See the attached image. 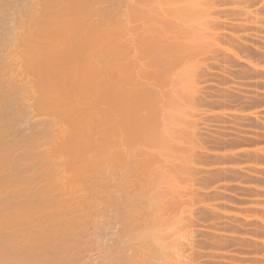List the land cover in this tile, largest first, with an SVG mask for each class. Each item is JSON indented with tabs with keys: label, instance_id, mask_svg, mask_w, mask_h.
I'll return each mask as SVG.
<instances>
[{
	"label": "bare ground",
	"instance_id": "obj_1",
	"mask_svg": "<svg viewBox=\"0 0 264 264\" xmlns=\"http://www.w3.org/2000/svg\"><path fill=\"white\" fill-rule=\"evenodd\" d=\"M6 1H5V3H4V1H2L0 3V9L3 8L2 6H5V4H7ZM37 1H31V3H30V1H24V2L22 1V4L25 3L22 6L23 7H25V5L27 6L24 9L22 7H20V5H21L20 2H19L20 5L16 6V7H20V11L22 9L25 10L27 12L26 13L27 16L24 13L25 11L24 12L23 11H21V12L19 11L18 12V11H16V9H18V8L15 9L14 12H16V15H17V13H19L18 16H21L22 17V14H23L24 18H23V20L21 19V21H23V22H20L21 24L19 22H16V24H13L14 26L15 25L16 26H19L21 29L15 26L16 29L13 28L14 31L16 30L15 32H18V31L19 32L18 33H15V34H12L14 32H12V30L10 31L11 32V35H12V36L9 37L10 40H11V42L10 41L9 42L6 41V39L8 38L7 36L9 35L8 33H6V34L0 33L1 37H4L5 35L8 34L6 36V38H1V41H0L1 48H0V50L2 49V46H3L4 49L6 48V46L7 47L10 46V47H8L10 49H11L12 46H14V47L20 46L16 50H19L21 48L20 49L21 51L23 49L26 52L28 51V55H27V53L24 50L22 51V53L23 52L24 53L21 55L20 53H17L18 51H13V47H12L13 53L16 52L17 54H20L21 55V56H18V57H16V55H15L13 57V55L9 53V56L11 58L13 57L12 59L10 57H8V55L5 56V54H7V53H4L5 50H4V52H3V50L0 52L1 53L0 54V74H1L0 77L1 78L3 77V80L6 77V82H8V83L11 82V85H12V83L14 81L19 82V83H13V84H15V86L17 84L16 89L13 90L12 89L13 87H10L11 85L9 86L8 83H4L5 80L3 81L0 78V80L3 81V82L1 81L0 84L1 85L3 83H4L3 85L8 84V85H5V87H7V88L10 89V90L6 89L7 91L5 90L3 92L0 91V104L3 105V106L10 104L11 101L8 100V99L10 98L12 100L11 96L14 94V92L16 93V91H19V93L17 92L16 95H15V97L17 98V97H20L21 96L20 95V92L24 88V87L22 88L23 84L26 81H29V80H23L22 77H24V79L27 78L24 75H26V74H30L31 75L32 73L34 74V75L32 74V76L37 75V79L35 80L36 83L33 81L35 79V77H34L33 80H31V82H33L32 84H34V86H35V84L37 85L38 90L40 89L41 94L39 92L38 93L41 95V97H38L39 94H37V97L38 98L36 97V100L37 101H36V106H34V108L37 107V109H39V110H42V111L45 110V112H43L44 114L45 113L47 114V112L48 113L49 112L52 113L54 111L56 114L55 113L54 114L52 113V115H57L59 117V119H60V120H58V117H57V119H54V120H57V122L60 121L61 123L63 122L62 124L61 123H58L59 126H60V124L64 126V123H66L65 125L68 126L67 128L64 127L65 129L68 130V132H65L64 130H63L64 131L63 132L62 131L63 126H60L62 129L61 128H58V129H60L62 132L59 130L60 132L57 133L58 132V129L56 128L57 126L55 125V122L56 121L54 122L52 118H51L52 120H50L51 122L48 120L47 123H50L49 125H51L52 122H54L53 124H54V126H56L54 129H56L57 131L56 132L54 130L51 131L50 130V127L53 128L54 126L53 125H51V126L47 125V126H49V128L47 127L45 129H49L50 130V131L46 130V132H47V134H46L45 129H44V133L49 138L48 139L49 141L47 140V143L48 142L52 143V147L54 146L53 148L56 147V145H53V144L54 143H57L58 144L57 147H56V149H58L57 152L59 153L60 150H61V153H63V150H64V153L65 152L66 153H69L70 156L68 154H66V153H65V155H68L69 156V157L68 156L67 157L69 158L70 162L68 160L67 161L68 164L67 163L64 164V163H62V160H61V163H62L61 165H63V164L64 165L62 166L63 169H62V167L60 168V170H62V172L59 171L60 164L58 165L59 167L56 166L55 164L57 163V161H53V159L50 158L51 155H53V156L55 155L54 153L53 154L51 153L55 149H53V150L50 149L51 150L50 151L51 154H49V153L47 154V151L49 152L47 145L42 146V147L47 148L46 150L44 148H40L41 145L39 146V150H38V147H34L33 148V146H35L39 142V141L37 142V140H40L39 138H37V140H36V136L37 135H40L42 133L39 134V132H37L38 134H36V131H37L36 130L35 132L32 131V133H31L34 136L36 134L35 137L33 135H30L31 137L30 136L28 137V136H25L24 134L19 135V137L17 135V137H16L14 135V133L12 132V134L14 135L13 138H12V140L11 139L10 140H7L8 133H6V131H4V130H8L9 129V125L11 124L13 118H10L9 117L10 119H12V120H9V121H11L10 124H9V121L6 120V121H8L6 123L9 124V125L7 124V126H6V123H2V124H5V125H3V127H5L6 129H4L2 127L1 128L4 129V130L1 131L2 129H0V131H1L0 132V264H86V262L88 263V261H86L85 256L82 254V252H83L82 249L84 247H86V245L88 244V239H87V238H89L88 235H91V233L89 234V231H90L89 230V227H90V224L89 223H91V222L94 221V219H92V216H90L92 214L88 213L86 211V209H89L90 208V210H92V209L94 210L95 208H97V206H99V209L101 207V205H100L101 202L99 204L97 203L98 205H96V202L95 201H97V197H99L100 194L104 195L107 192L106 189H108V188H106L104 190V188H105L104 186L107 184L106 181L110 177V176L109 177H107V176L110 175L109 173H111L110 170H109V168H110L109 167V164H111V163H109V161H111L110 159H113V157L115 155H116L115 156V159H114L115 161H116V158L117 157H118L117 160L119 158H120L119 160H121V158L124 159L125 157H127L126 150L128 152V150L130 148H133V149H130L131 151L129 150L128 153L132 155L134 153V150L137 149L136 148L137 146H136V144H134L133 141L136 140L135 141V143H136L138 141V139H140L141 142H142L143 141L142 139L144 138V140H145V138H146L145 137V134L147 136V139H146L147 140V143H146V145H149L148 142L151 141L150 139L153 136H154V138H156L157 140H160L162 142L161 143L160 141H157L156 140L157 142H160L161 143V144H158L155 140H152V142L154 141L153 143L151 142L152 144H154V143L156 144L157 143L156 145H154L155 147L157 145L158 146H161V147H158V148L156 147L157 149L154 147L156 153H157V151H160L161 148H163L167 144V143L165 144L164 140H166V138H168L169 135H165L166 136L165 137L163 135V133L164 134H167V133H165V131L167 132V130H168L169 134L171 133L170 134L171 137L174 136V133L171 132V131H174V130H172V128H170L171 125H172V120H174V119H172V116H174V114L176 115L179 112V108H180V105H179V97L177 95H179L185 89V88H182L181 89L179 86L181 85V87H182L183 84H186L187 85V82L185 81V79H184L183 82L181 81L182 80L181 76L183 77V74H184V76H185L184 78L187 77L186 80L187 81L189 80L188 79V76L189 75L187 76L185 73H187V74L190 73L189 71H191V69L189 68L190 70L187 71L186 68L190 67L192 64L189 65L186 62V59L189 58V57H191L192 53H194V52L191 53L190 51L194 47H196L194 44H196V42H197L192 33H194V35H196L195 34V32H196L195 30H196V27H197L196 25H199L201 23L200 22L198 24L196 22V20L197 19L202 20L204 14L207 15V13L205 12V8L203 9V6H204V4H206L208 2L206 0H139L140 5H138L139 4L138 1L135 0L136 1L135 2L134 0H132L137 5L134 6V4H133L134 2L131 3V5L128 6V9L131 6L129 10H131L132 8H134V9H132L133 11L132 10L131 11L128 10V13L126 12V14H125L124 9H123V12H122V8H121V5L119 3L120 0L117 1V3L119 5L118 4H113L116 7V9L112 5H111L112 6L111 9L109 7H106L105 6V4L107 2H110V0H37ZM121 1H122V3L124 2V0H121ZM115 3H116V0H115ZM116 5L118 6V8H117ZM7 6L10 7L9 6V3L7 4ZM137 6L140 7V8L141 7L142 8L145 7L146 9L143 10L141 8L142 9L141 10ZM13 7L14 6H12L10 8H13ZM26 8H27V10H26ZM135 8H136V10H135ZM147 8H148V10H147ZM119 9H120V12L118 11ZM212 9H213V7H212ZM0 11H2V10H0ZM2 12H4V10ZM133 12L135 13V15H137V16L139 15V16L138 17L137 16L134 17ZM123 13L125 15L128 14V18L126 17L128 20H131V19H129V17H131V18L134 17V19L132 18L131 21H134V20L136 21L137 20L139 23H140V21L142 19H143L142 22L146 20L145 23H147V22L149 23V20L151 21L149 24L148 23L145 24L144 22H143L144 24L142 23L143 26H146L147 27V28L145 27V31H143V32L141 31L143 33V34H141L142 38H140L141 37L140 35H139V37L136 35V31H137V34H140L139 31H138V29L142 30V26H141L142 24L141 23H140L141 25L138 23L139 26L137 24H135V26L134 25H129L127 23L129 25V26H127L128 28L126 27L127 30L128 31H129V29L131 30V32L129 31L130 33L128 32L129 33V35H128L129 36V40H127L128 38L126 39L124 37V36L127 35V32L126 31H125L126 33L125 32H122V30L124 31V29H122V28H124L125 25H127L126 22H128V21H126L125 16L123 17V15H124ZM164 13L166 15H168V16L170 15L171 18L169 17V19H168L167 16H165L167 18H164V15H165ZM118 14L121 17H123V18L121 19V17ZM131 15H133V16H131ZM24 19H25V21H24ZM138 19H140V20H138ZM156 19H158V22L161 23V26H158L160 24L157 25L158 22H156ZM17 20H19V19L17 18ZM123 20H125L126 22L124 23ZM171 20H173V21L171 22ZM11 21H12V19H11ZM121 21L124 23L123 24V27H121L120 30H119V28L116 29V26L119 27ZM131 21H129V23ZM152 21H154L156 24L153 23ZM174 21H176V22H174ZM177 21H179L180 23L177 22ZM206 21H208V20H206ZM181 22L184 24V26H187L188 28L189 27L192 28V30L191 29H188L186 27H185V30H184L183 27H182L183 25L181 24ZM17 23H19V24H17ZM116 23H118V24L116 25ZM131 23H133V22H131ZM174 23H175V25H174ZM177 23L180 26H176V25H178ZM111 24L112 25L114 24L115 26L113 25L114 26L113 27ZM169 24H173V25L171 26ZM5 25H7V24H5ZM170 26L172 28H173V26H174V28L175 27L176 28L175 29L174 28L172 29ZM194 26H195V30L193 29ZM10 27H12V25H10ZM135 27H136V29H137V27H139V28L136 30ZM177 27H178V30H179V27H180V29L182 31H184V32H178L176 30ZM110 28H112V29H110ZM162 28H164V29H162ZM166 28L167 29L169 28V29L167 30ZM17 29H18V31H17ZM186 29H187L188 32L186 31ZM110 30H112L110 32L111 34L109 33ZM164 30L167 33V35H164L163 34V36H162L161 32L163 31L162 33H164ZM169 30L170 31L174 30V32H172V33L171 32H168ZM181 30H179V31H181ZM134 31H135V35L136 36H133ZM147 31H149V32H147ZM150 31H151V33L154 31L153 32L154 35L153 34H152L153 36L151 35L153 39L150 36V34H151ZM156 31L159 32V34H157ZM175 31H177V32H175ZM190 31H192V32L190 33ZM193 31H195V32H193ZM197 31H199V30H197ZM185 32H186L187 35H184ZM147 33H150V34H147ZM213 33H214V31H213ZM114 34L116 36H117V34L120 35L119 40H117V39L114 38L115 37ZM130 34L132 35L131 37H132V39H134L133 41L135 43L130 40ZM145 34H146V36H143ZM160 34H161L162 37H166V36L171 35V37L170 36H169V38L167 37L168 39L166 38L167 40L166 39L164 40V38H161L162 40L160 39L161 41H164L165 42V45L170 46V47H168L169 49L163 44L164 42L162 43L163 44L162 45L161 43H159V40H156V38L159 37ZM189 34H192V37ZM155 35L156 36L158 35V36L157 37H154ZM172 35L174 37H172ZM147 36H148V38H147ZM109 37H110V39H108ZM135 37L137 39H135ZM206 37H207V35H206ZM121 38H122V40H121ZM145 38L146 39H149L150 38V40H152V41L146 40ZM154 38H155V40H154ZM202 38L203 37H201V39ZM3 39L5 41H3ZM112 39L114 41L113 42L114 44L112 43V45L113 46L115 45L114 48H116V46H117V48L118 47H122V46H124L122 48H125V49L127 48L126 49V52H124V53L121 50H119V54L120 55L119 54L118 55L121 56V57H118V55L116 54L117 51H114V52H116L115 54L117 55V57L119 59L121 58L120 60L122 62L119 59H116V60L114 59L116 57V55H114L115 57H113V59L110 58L111 60H108V62H107V59H109V56L106 53H109V52H107V49L106 48L108 47V45H111L110 42H112ZM125 39H126V41H125ZM139 39H143V41L142 40L139 41ZM201 39H199L198 41H201ZM204 39L206 40V38H204ZM109 40H111V41L109 42ZM145 40L147 42H144ZM153 40L157 44L158 43H159V45L161 44L162 50H163L164 47L167 48V49H165L166 50V54H168V52H170L168 54V56H167V58L169 59V62H167V61L166 62L168 64H170L171 66L174 65L173 67H171L170 65L169 66L168 65L167 66L164 65L166 63H164L165 61H162V57L165 54V53L163 54V51H165V50L159 51L158 49H160L161 47H158L157 48L158 45L156 43H153ZM138 41L140 43H144L145 44V45L143 44L144 47L141 44H139ZM121 42H123V43H121ZM131 43H133V44H131ZM149 43L153 47L151 45L149 46L148 45ZM191 43L193 44V46L191 45ZM136 44H139L141 46L140 47H137ZM189 44H190V46H192V48H189ZM130 45H133V46H130ZM155 45H157V46L155 47ZM24 46H25L26 49L24 48ZM104 46H106V47H104ZM113 46H112V48H113ZM181 46H186V47L188 46V47L187 48H185V47L183 48ZM130 47H132V48L133 47L134 48L137 47L138 50L136 48L135 49L136 52H138L140 49H142V50L145 49L146 50V53L149 52L148 54H150V50H153V51H151V54H150L151 56H150V55H147L144 52V50L140 54V51H142V50H140L138 52V54L135 52V55H133L134 56L133 57V56H131L129 54V53H132L131 51H134L133 49L131 50ZM151 47H152V49H151ZM154 47L156 49H154ZM27 48H29V49H27ZM109 48H111V46H109ZM147 49H148V51H147ZM186 49H188L189 53H191L190 56H188L189 53L187 51L183 52ZM194 49H196V48H194ZM14 50H15V48H14ZM100 50L103 53L106 52L104 54H106L107 56H105L103 53L100 54L101 53ZM109 50L110 49H108V51ZM127 50H129L128 51V54H127ZM155 50L156 51L158 50L157 52H159V53L157 54V52ZM120 51H121V53H120ZM154 51H155V53L157 55H159L160 52H161L162 53L161 54L162 57L161 56H157L156 54H155L156 56L154 54H152V53H154ZM2 52H3L4 55L2 54ZM9 52H11V51H9ZM97 53L101 57V58L99 57L100 58L99 61H101V59H103V61H101V63H103V64H100V62H99V64H98V62L95 63L98 60H92V58H94L95 56L96 57L94 59H97L98 58ZM125 53H126V55H124L122 57L121 54H125ZM183 53H184V56H183ZM185 53L187 54L186 55L187 58L185 57ZM139 54H140V56H139ZM144 55H146L148 57L150 56V59L148 57L144 56ZM152 55H154L158 59H156V58L154 59ZM104 56L105 57H108V58H106V60H105L104 59ZM129 56H131V57H129ZM182 56H183V58H182ZM15 57L19 60V62H17L18 60L15 59ZM20 57H22V59ZM24 57L26 59H24ZM127 57H128V61L131 62V63L129 62L130 64L127 63L129 66L126 64V62H128L127 61ZM136 57H139V59L141 57H143L140 60L142 62H145L146 63L145 64L146 66H144V63H142L140 60H139V63L140 62L141 63L140 64L137 63L138 62V59ZM164 57H165V59L164 58L163 59L164 60H167L166 56H164ZM6 58H8V59H6ZM9 58H10V61L12 60V62L16 60L17 65H16L15 62H14V64L11 62L13 66L10 63V65L12 66L11 67L12 69L13 68L14 69L16 68L15 69V72H14V70L10 69V67H9L10 70H6V69H8L7 64H9V62H7V60L9 61ZM135 58L137 59L136 60L137 62L135 61ZM146 58L148 59L149 64H151L150 65V68H152V69H150L148 71H146V67H147V64H148V61L147 62L145 61V60H147ZM143 59H145V60L143 61ZM181 59H183L182 61H184V62H180ZM20 60H22L24 63L21 62ZM113 60H115V61L119 60V61L117 63L115 62L116 65H115V63L112 65L111 63H112ZM151 60H152V62H151ZM161 61L163 63H160ZM177 61H178L179 64H181V63L182 64L179 65L177 63ZM104 62H107V63H104ZM123 62H124V64H122ZM171 62H172V64H171ZM18 63H19V66H21V64H22L23 67H24L23 64H25V67H24L25 69L24 68H20L18 66ZM191 63H193V62H191ZM120 64L123 65V67H124L123 71H126V73H124V74L122 73L123 71H122V67H120L121 66ZM131 64H133V65H131ZM141 64H142V67L144 69H142V67L140 66ZM177 64H178V67L179 68L178 67L175 68ZM10 65H8V66H10ZM162 65L165 66V67L162 68ZM184 65H185V68L182 69V66L184 67ZM187 65H188V67H187ZM26 66H27V68H26ZM113 66L114 67H119V69L121 68L120 69L122 71L121 74L124 75V76L120 75V73H119L120 70L119 69L117 70V68H116L117 73L120 76V78H118L119 76L118 77L116 76L117 74H116L115 68H114V70L112 69L114 72L111 70V68H113ZM125 66L127 68H125ZM133 66L134 67L138 66L139 68L136 67V68H138V70L135 69ZM5 67H7V68H5ZM166 67H171L172 69H176V70H172L171 69L172 70L171 71L169 68H166ZM18 68L20 70L23 69V72L25 71V74H23V72L20 73L18 71L19 70ZM153 68H154V71L153 72H155L154 74H152L153 72L151 71V70H153ZM2 69L4 70V73H6L5 76L3 75V70ZM130 69H131L132 73L130 72ZM155 69H156V71H155ZM161 69H164V70H161ZM168 69L170 70V72L172 73V75H173V72L174 71H175V73H176V71L177 72L180 71L179 74L181 76L178 74L177 77H176V75H175L174 80L181 78L179 80H176V83H177V81H181L182 84L179 83L178 87H176V89L175 88L174 89L176 91H177V89L179 91L180 90H182V91H180V93H179V91L176 92L174 90V92H173V94L174 93H177L174 96H175L176 99L178 97V99H177L178 100V103H177L176 99H175L176 102H173L172 100H170V99H173L174 96L171 98V96L173 94L171 95V92H169V94L171 95V96H169V98H170L169 100L170 101L167 100V101H169V103H168V105L166 104L167 107H169V108L170 107L172 108L175 105V109H177L178 112L175 110V112L172 111L173 112V114H172L170 111L173 110L174 108L171 109V110L169 108L164 109L166 107L165 104H164L163 105L164 106V108H163L164 111L163 110L162 111H163V113L166 111V113L162 114V113H160V112H162L161 111V109L163 107L162 104L158 107V101H157V99L156 98H151V97L154 95V93H155V95H154L155 97H156V95L157 96L158 95L159 96L160 95H163L164 94L163 92L165 91V89L168 88L167 87L168 85L166 86V83H170L171 81H173V79L170 80L172 78V76H171V73L168 72L169 71ZM177 69H179V71ZM11 70L14 72V74H13V72ZM29 70H30V73H28ZM139 70H144V71H141V74L143 76V79L145 78L144 76H147L146 78H148L152 74V78L153 79L151 77H149L150 78V82L149 83L151 85H152V83H155L153 86L158 85V83L161 80L163 81L164 79L165 80L163 82H166V83L163 86V82L161 81L162 84L159 83L158 87L155 86L156 87V89H155V87L153 88L150 84H146L148 82H145V80L143 81L141 79V74H139L140 73ZM165 70L167 72H163ZM182 70L183 71H186V72L185 73H181ZM135 71L137 72V75H135L136 74ZM18 72L20 73V77L19 76L18 77H19V79L21 78V81L22 82L17 81L18 80V77L15 76V73H18ZM108 72H113V74H115L114 75L115 77L113 75L110 76L112 73H108ZM144 72L147 73V75L146 74H143ZM9 73H11V75ZM128 73L131 74V75H129ZM164 73L165 74L166 73H169L170 76L165 77V76H167V74L165 75ZM7 74L10 75V77L9 76H6ZM107 74H108L109 77L107 76ZM13 75L15 76V78L12 79ZM134 75H135V79L134 78L133 79L132 78H129L130 80L131 79L133 80V82H132L133 85H131V86H132V88H134V91H136L135 90L136 88H139L140 87L141 90H140V88H139L140 91L137 89V93H138V91H139V93L140 92L142 93V88L143 87H141V84H142V81H143V84L145 83V85H146L145 88H147L145 92L147 93L148 91H150V89H153L154 92H153V95H152L151 92H150V94H149V92L147 94L145 92L143 93L144 96L149 94L148 97L146 96V98H148V99L151 98L152 102H151V100H148V99L146 100L144 98V96L140 99L141 94H140V96L138 94L139 97L137 95L135 97V95H134V98L131 95V97L134 100H135V98H137V99L139 98V102H138V100H135L133 106H136V103H135L136 101L138 102V104L140 106H142L141 105L142 103L140 104V101L142 100V102H144L143 101V98H144L145 101H148V102L150 101L153 104V106H152V104L149 103L150 104L149 105V108H151V107L153 108L152 111H151L152 114H153V112H158L159 114L156 113V115L157 114L158 115H163L165 117L169 113V115L171 117V118H169V115H168V118L165 119L162 116H161L162 118H160V116H159V118L157 119L158 116H155L154 115L155 113H154L153 115L156 118V122H155V120H152L154 117H152L151 120L153 122L152 121L151 122H152V124H154V127H156V129L155 128L154 129L152 128L153 125L151 123L150 124L152 126L150 127V125L147 124L149 122H145V121H148V119L143 114L141 115V113H139V115H137L138 117L136 116V113L140 112L139 109H138V112L135 110L136 108L139 107V105H137L136 108H133L136 111V113L133 110L134 113H135V117H132L131 118L132 122L130 120V117H131L130 114L132 113V116H133L134 113L131 112L132 107H131V109L128 107V105L130 103L127 104L129 101H132L133 100L129 95L132 94V92H133V94L134 93L137 94V93L134 92V91H132V90H131L132 92H130V90H128L127 92H125V91H126L127 88L129 89V86H130L129 84H131V82L129 84L127 83L128 80H129L128 77H132V76L134 77ZM191 75H192V73H191ZM8 77H9V79H7ZM16 78H17V80H16ZM114 78H116V79L118 78L120 80V82L119 81L118 82L115 81L116 79H114ZM125 78H127V79H125ZM137 78L139 79L138 81L140 83L137 81ZM168 78H169L170 81L168 80ZM193 78H194V76H193ZM11 79H12L13 82L10 81ZM140 79L142 81H140ZM151 79H152V82H151ZM112 80L114 82H116V83L113 84L114 82ZM134 80H136L137 82L136 81L134 82ZM167 80H168V82H167ZM122 81L124 83V86L126 85V83L128 84V86L126 85L125 87H122L123 86L122 85ZM148 81H149V79H148ZM29 82H28V84H29ZM119 83L122 86L119 85ZM135 83H138V84H135ZM18 84L21 85V86H19V89L20 88H22V89L18 90ZM26 84L27 83L24 84V86L27 87L25 89H28V87H30L29 86L30 84L29 85H26ZM116 84L118 86L122 87L123 89H121L119 87L120 90H121L120 91L119 88H118V86ZM111 85L112 86L114 85V87H112ZM147 85L150 86L149 89H148V86ZM34 86H31V87L34 88ZM115 86H116V89H115ZM142 86H144V85H142ZM159 86H161V87H159ZM165 86H166V88H165ZM1 88H2V86H1ZM161 88L164 89L163 92H161L162 91ZM34 89H37L36 86H35ZM28 90L29 91H32L33 89L30 90V88H29ZM116 90L119 91V93L125 92L124 93V96L126 94L127 98H125L123 96V98H125V99H123V98H121V99L123 100V102H124V100H127L128 99L127 102L125 101V103L127 104V108L124 105L125 103H122L121 99H119L122 96V94H120L121 96L119 97L118 96L119 93ZM158 90H159V93L161 92V94H158L157 92H155V91H158ZM35 91H37V90H35ZM23 92H21V93L23 94ZM128 92H130V93L127 95ZM194 92H196V91H194ZM183 93L184 92H182V94H181L182 96H183ZM150 95H151V97L149 98ZM29 97H30V94H29ZM14 98H13V100H15V101L17 99H19V98H17V99L16 98L14 99ZM24 98H26V97H24ZM115 98L117 100H120V103ZM130 98H131V100H130ZM8 101H10V102L7 103ZM15 101H13V103H15V105H16L18 101L17 102H15ZM171 101L173 103H175V104L172 105L173 103ZM182 101H183V99H182ZM186 102H187V99H186ZM131 103H133V101ZM144 103H143V105H144ZM147 103L144 106H147ZM10 105H13L14 106V104H10ZM131 105L132 104H130L129 106H131ZM154 105H156V106H154ZM123 106H125V107L123 108ZM12 107H11V110H12ZM154 107L157 108L156 111H154L156 109ZM16 108H17V105H16ZM23 108H24V106H23ZM121 108H123V110H127L129 108V113L130 114H127L128 113V110H127V111H125L127 113L124 115V112H123V110ZM48 109H49V111H47ZM118 109H119V111H121L120 112V114H121L120 116H122L123 118L125 117V119L127 117L129 118V121L126 122L125 126H127L128 125L127 123H129V122L133 123V120H134L133 118H135L134 123H136L137 121H139L137 119H140L141 121H144L145 120L144 122L146 123V127L148 126L150 129L152 128V130L154 131V133L151 132V134L153 133L154 135L151 136L150 132H148L150 129L147 127V129H149V130H147L146 127H143L145 123L144 122L141 123V121L138 122V123H141V127H138L137 126L138 129L137 128L134 129V127H135L134 126L135 125L134 123H133L134 125H132L131 123H129V124H131V126L129 125V127L134 126L132 128L134 130H136V131L132 130V128H131L132 132L134 131L135 134L134 133L129 134L130 132L129 133L127 132V134H126L127 129L124 126H121V125H124L125 122L122 123V124L120 123V122H123L122 121L123 119L120 116L118 117L117 114H116L117 117H116V115H114L115 117H113V114H115L116 111H118ZM4 110L5 109H3V111H0V118H2L1 117V114L2 113H3L4 116H6V114L4 113L5 112ZM140 110H141V108H140ZM168 110H169V112H168ZM25 112H23V113H25ZM122 112H123V114H122ZM126 115H128V116H126ZM146 115H147V113H146ZM139 116L140 117L143 116L145 119L143 117L140 118ZM185 116H187V114ZM54 117H56V116H54ZM7 118H8L7 116H6V118L3 117L2 118L3 120L1 119V121L4 122L5 119H7ZM128 118L126 120H128ZM115 119H117V120L118 119L119 120L121 119V121L120 122H119V120L118 121L117 120L114 121ZM160 119H161V121H160ZM162 119L165 120V121L167 119H169V120H167L168 122L166 121L169 126L168 125H165V124L163 125L161 123V122H164ZM13 121H15V120H13ZM157 122H159V123H157ZM166 122H164V123H166ZM12 123H14V122H12ZM47 123H45V124H47ZM155 123L156 124H159L161 126L163 125L165 128L163 126L162 127H163V130L165 129V131L161 130L162 127H157L159 125L155 126L156 125ZM2 124L0 123V126ZM142 124H143V126H142ZM24 127H26V126H23L22 128H24ZM129 127H127V128H129ZM168 127H169V129H168ZM123 128H125V129H123ZM139 128L140 129L145 128L149 134L145 132L146 130H144V131L142 130L141 131ZM158 128H161L160 129L161 131H159ZM122 129L125 130L123 132H125L124 134H126L127 137L124 136V134L122 132ZM170 129H171V131H170ZM13 131H14V129H13ZM53 131H54V133H53ZM128 131H130V129ZM4 132H5V135H4ZM139 132H140V134H139ZM141 132L142 133L144 132V134H143L144 136L141 135L142 134ZM156 132H157V135L160 133L158 135L159 137H160V135H163V137H161V138L158 139L157 138L158 136L155 135ZM121 133L124 136L123 138H122V136H120ZM45 134L42 135V137L43 136L45 137ZM130 135H133V136L132 137H129ZM135 136H136V138H134ZM27 137L29 138V140L28 141H25L24 139H26ZM128 137L129 138H134V139H131L133 143H131V140L130 139H129L130 141L127 140ZM171 137H169L168 139L171 140L173 138V137L172 138ZM5 138H6L7 141H5ZM124 138H127V139L124 140ZM163 138H165V139H163ZM60 139H63V140H61V144H60V141H58ZM161 139H163V140H161ZM23 140L25 141L24 143L26 145L23 142H21V144L23 146L22 145L20 146V141H23ZM41 140L39 142L40 144L42 142ZM45 140L43 139V141H45ZM120 140H121V142H120ZM56 141H58V142H56ZM62 141L64 142V144H63ZM127 141H128V143L130 142L129 144L131 146L134 144V146H136V147H133V146L131 147L130 145H128ZM113 142L115 143V146L111 149V147L108 144L112 145ZM122 142L127 143V146H130V147L127 148V146L124 143L122 144ZM18 143H19V146H18ZM171 143H172V141L171 142H168V144L172 145ZM44 144H46V143H44ZM162 144H163V147H162ZM38 145L39 144H37V146ZM48 145H50V144L48 143ZM119 145L121 147H123L125 145V148L123 147L125 151L123 150V148L119 147ZM197 145H199V144H197ZM17 146H18L19 149L17 148ZM107 146L110 147V149L105 150V148ZM116 146H118L119 148L116 147ZM14 147H16L18 149V153H20L19 155H17V153H16L17 151L16 150H15L16 152L14 151V149H15ZM149 147H153V146H149ZM168 147H169V145H168ZM35 148H36V151L34 150ZM116 148L118 150L120 149V151L122 150L121 154H123L124 152L125 153L122 156H120L121 154L118 153L120 151H118ZM165 148H167V147L165 146ZM165 148H163V149H165ZM189 148H191V147H189ZM20 149H22V152L20 151ZM101 149L102 150L104 149L109 154H110L109 151L112 150L111 151L112 152L111 153L112 155H109L108 154V156H107V152H105L106 154H104V152ZM113 149H115L117 152H114ZM139 149H142V148H139V146H138V149L137 150H139ZM149 149H147V151H149ZM37 150L39 152H37ZM42 150H44V153H43L44 155L42 154V152H43ZM99 150H101L103 152V154ZM13 151L16 154L15 156H13L14 155ZM40 151H41V153H40ZM91 151H94V152L95 151H99V152H96V154L94 153L95 156L97 155L96 158H95L94 154L93 155L88 154ZM152 151H153V149H152ZM162 152H164V151H162ZM179 152H181V151H179ZM58 153H56V155ZM91 153H93V152H91ZM100 153L102 155H100ZM116 153L119 154V155L117 156ZM142 153H143V151H142ZM146 153L147 152H145V154ZM156 153H155V155L160 154V153H157V154ZM45 154H47L46 157H45ZM137 154H138V152H137ZM139 154H140V150H139ZM145 154H140L138 156L140 158L141 157L143 158V156H141V155H145ZM149 154H151L150 156H153L152 155V152L150 153V151L147 154L148 157H150ZM41 155H43L49 161L46 160V159H44L43 156H41ZM48 155H50L49 158L53 162H50L51 160L48 158ZM98 155H100V157L104 155L103 158L107 156L106 157L107 159L104 158V160H102L101 159L102 157L100 158ZM131 155H129V156L131 157ZM135 155H136V153H135ZM135 155L133 154L132 156H135ZM155 155L153 157H155ZM64 156H61V157H64ZM91 156H93V157H91ZM110 156H111V158H110ZM67 157L65 156L64 158H62V159L65 160L63 162H66ZM98 157H99V161L101 162V164H104V166H105V164L107 162L109 163V164L107 163L108 165L106 164L107 167L105 166L107 168V170L103 166H102L103 167L102 168L101 165H99L100 162L97 161L98 160ZM130 157H128L130 163L133 162L130 165H133V166L132 167L131 166H128V168H129V169L127 168L128 172L127 171L125 172V175H127V176L124 175L127 184H126V182H125V184L123 182V181H125V179H123L124 177L122 176L124 174L123 173V174L120 175V176H122V177H120V179L122 181H119V182H121V185L118 184L117 186L118 187L119 186L122 187V185H124V186L122 188L119 187V189L116 188V192L115 193H117V191L120 192L121 191L120 189H122L121 192L125 194V195L122 194V196L124 197V199H125V196H126V199L125 200L127 202V201L131 200L132 189H133V191H135L136 190L135 189V185H137L138 186L137 193L140 190L139 191L140 194H138V196L140 195V197H137V195H135L136 193L134 194V192L132 194L135 195V199H138V200L140 199V201H137L136 200V202H134L135 199H134V197H133L134 195H133L132 196V199L133 200H131L132 202L130 201L131 202L130 204H127L128 202L126 203L124 201L125 204H126V206H124L125 204L123 203V201H122V203L120 202V204L122 206H124V207H122L119 203L116 202L117 203V208L118 207L119 208H118V210H115V211H114V209H112L113 210V213H116V215H114V218L112 216L109 217V219L111 217H112V219H114L112 222H109L108 221L111 224V227H110V224H104L105 228H108L109 230H108V233H107L106 232L107 230H104L103 229V232H104V234L107 233V235L109 236V239L106 238L108 244H104L105 246H103L102 244H100V246L102 245V248L99 247V248H101L99 251L102 253V256H101L102 260L98 264H158V263H156L157 260L158 261L160 260V261H163L164 262L165 260H163V259L161 260V258H165V256H166V258L168 257L166 255L167 252L164 251L165 249L163 250V248H164L163 242H161L162 240L160 241V239H161V231H159V230H161V229L158 230V228H160L158 226L156 228V224H158V221H161V216H163V215L160 216L158 211H157L158 213H156L155 212L156 211V208L155 207L158 206L157 204L159 203V200L161 201L160 197L163 196V194L161 193L162 191L159 188H162V185L164 184L163 182L168 181V178L169 177H166L165 176L166 174L162 173L161 170H160V171H156L157 173L155 172L154 174H155V176L157 175L156 177H158V175L160 176L161 173L164 174V176L161 175V178H163L165 181L163 179H161L160 177H158V180H157V178L154 177V174H153V176L151 175L154 172V170L152 171V173L148 172L150 169L148 170L147 166L145 165L146 164L145 162H147L145 160H147L148 158H146V159H144V158L142 159L141 158V160L144 162V166H146V167L143 166V169H145V168L147 169V170H145L147 172H145L144 170L136 169L137 168V166H136L137 163H139V161H141V160H139V157H137V155L135 156V157H137L136 159H133L134 157L131 159ZM59 158H60V156H59ZM28 159H30V161ZM60 159H59V162H60ZM24 160L25 161L28 160L27 161V164H25L26 162H24ZM31 160H32V162H31ZM131 160H132V162H131ZM133 160H135V161H133ZM150 160H152V159H150ZM103 161H105V163ZM125 161H126V158L123 161L122 160L119 161L120 162V165L121 166H122V164L123 165H125V164L129 165V163L128 162H125ZM136 161H137V163H136V165H134V163ZM22 162H24V164L26 166L24 164H21ZM29 162H31L30 163V166L28 164ZM93 162L94 163L96 162L95 163V166L96 167L95 166H92L94 164ZM97 162H98V164H97ZM33 163L41 166V167H39V169L42 170V171L41 172H38V170L35 171L34 168L36 169L37 166L36 165L34 166ZM140 163L138 164V168L141 167V169H142V164L143 163H141V164ZM147 163L150 164V162H147ZM114 165H117V163L114 164ZM27 166L28 167H31V166L33 167L34 166L33 170L35 172L32 173L33 170L32 169H29ZM97 166H98V168H97ZM121 166L119 167V169L121 168ZM134 166H135V168H134ZM91 167H95V169H96L95 171L93 170V173L94 174L91 171L93 169ZM149 167H151V165ZM87 168L88 169L91 168V170H90L91 172ZM112 168L113 167L111 166V169ZM125 168L126 167H124V169ZM130 168H132V169L130 170ZM133 168L136 169L137 172L138 171L139 172L142 171V173L140 172L141 173L140 175L138 174L139 176H137L136 174H135V176L137 178L138 177L139 178L141 177L143 180L140 178L141 181H139V178L138 179L136 178L137 181L135 182V176H134L133 173L130 172V171H134V173L136 172V170H134ZM28 169L30 171H32V172H30ZM86 169H87V171L89 173H87L85 171ZM98 169L99 170L103 169V170L102 171H99ZM5 170H6V172H4ZM97 170L99 172H98V174H95L97 172ZM104 171H105V174H104ZM107 171H109V172H107ZM2 172L5 173V174H3ZM143 172H145V173H143ZM101 173L104 174V176L102 175L104 179L106 177L105 182H103L101 180L103 183L101 181H99L100 179H98L100 177V174ZM129 173L133 174V176L130 174L131 175V177H130ZM146 173L148 175H146ZM106 174H108V175L106 176ZM149 174L151 175V177L149 176ZM93 175H94V177H93ZM95 176H98V177H95ZM128 176H129V179L130 180L128 179ZM148 176L150 177V180L147 179ZM171 176H170V179H169V182H168L169 185H171V183H170L171 180H172ZM143 177L144 178L146 177L145 180H149L150 183L147 182V181L145 182ZM93 178H95V179L97 178V180H98V181L97 180L94 181L95 184L96 183L98 184V182H100L99 184H100V186H102V189L99 188L100 186L99 185L97 186V184H96L97 187L96 186H92L94 188V190H95V187H96V190L95 191L97 192V196L95 195L96 193L95 194L93 193V192H95L94 190H92V193L90 191L91 188H92L91 185L94 184ZM118 178H116V179H118ZM132 178L134 179V182H133ZM112 179H113V177H112ZM151 179H153V180H151ZM160 179L163 180V181H161ZM128 180H129V182H128ZM159 180H160V183H158ZM143 181L145 182L144 183L145 185L144 184L142 185V183H140V182H143ZM122 182H123V184H122ZM179 182H180V180H179ZM134 183H135V185H133ZM152 183L155 184V187H154V185L153 186H149L150 184L152 185ZM165 183H166L165 185H167V182H165ZM160 184H162L161 187H160ZM172 184H173V182H172ZM175 184H173V185H175ZM125 185L126 186L129 185L128 188ZM139 185H142V186H140L141 188L139 187ZM146 185L149 188L150 187H152V189L154 188V191H152L151 193L148 194L147 190H149V188L147 189L146 188ZM137 186H136V188H137ZM171 186H169V187H171ZM87 187H91L90 190H89V188H88V190H82L84 188L87 189ZM167 187H165V188L167 189ZM80 188H82V189H80ZM123 188H124V191L125 192L123 191ZM155 188H157V189L155 190ZM79 189L82 190V191H87V192L90 191V192H88L89 196L88 195H85L84 197H86V196L90 197V194H92V195L94 194L96 196L95 199H94V196L91 197V199H90V200H92V199L95 200V201H93V200L92 201L95 202V206L96 207L93 206L94 204H92V206L94 208L92 206H88L89 205V202H90L89 199H88V197H87L88 202L85 199V201L87 203L85 202V204H84L82 202V204H81V201H84L83 199H81V195H83L84 192L82 193L81 191H77ZM99 189H101V190L99 191ZM144 189H147V190H144ZM126 190H128V191H126ZM141 190H144L145 193H144V191L141 192ZM150 190H151V188H150ZM75 191H77L78 193L81 192L79 194L75 193L76 195H79L80 197L74 195V192ZM126 192H130V193L129 194L128 193L126 194ZM157 192H159V194ZM152 193L157 194V198L155 197L156 195H154ZM167 193H168V191H167ZM117 194H119V193H117ZM150 194H151V196H150L151 198L148 197V195H150ZM164 194H166V193H164ZM127 195L130 196V199L129 200H128V196ZM146 195H147V197H146ZM116 196H118V195H116ZM142 196H144V197H142ZM141 197H142V199H141ZM158 197H159V200H158ZM118 198L120 200H122L121 197L118 196ZM102 199H103V197H102ZM164 199H165V197H164ZM167 199H168V197H167ZM91 202H90V204H91ZM144 202H146L150 207H147L146 204L144 205ZM164 202H165V200H164ZM118 204L121 207L118 206ZM159 204H162V203H159ZM165 204H163V206ZM143 205H144V207H142ZM166 205L164 206V208L166 207ZM114 206L116 207V205H114ZM159 206H161V205H159ZM144 208H146V210H144ZM148 208L150 210H148ZM154 209H155V211H154ZM90 210H88V211L90 212ZM93 210H92V212H93ZM112 210L110 211L111 213H112ZM151 211L153 212L152 215H151V213H149ZM167 211H168V208H167L166 212ZM98 213H99V211H98ZM102 213H104V212H102ZM88 214H89V216L92 219L91 221H90V218L88 217ZM147 215H149V216H147ZM106 216H107V214H106ZM146 216L149 219H147ZM157 216H160V219H158L159 217H157ZM165 217L167 218L168 217V214L165 215ZM101 218H102V216H101ZM170 219L168 218L167 221L170 220ZM175 220H177V219H175ZM162 221H164V220H162ZM98 223H100V222H98ZM95 224L96 225H94V223H92L91 224V227H90V229L93 227L92 229H94V231L91 229L93 233L97 232L100 229V227H99V229L97 227L98 226L97 222H95ZM94 227H96L98 230L96 228H94ZM164 228H165V226H164ZM101 230L102 229H100V231ZM104 236L105 235H103V237ZM103 237H101V238H103ZM101 238H100V240H102ZM171 238L173 239L174 237H171ZM175 240L173 241L174 243H173V245H171V247L174 246V244L176 243ZM90 241H91V239H90ZM96 241H99V240H96ZM109 241H110V243H109ZM167 241H169V240H167ZM100 243H101V241H100ZM166 244H167V242H166ZM174 248L175 247H173V249ZM87 249H88V247H87ZM176 251L177 250H175L174 253ZM171 252H172V250H171ZM169 254L170 253H168V255ZM171 257H172V255H171ZM88 259H89V257H88ZM172 263H174V262H172ZM162 264H164V263H162ZM175 264H176V262H175Z\"/></svg>",
	"mask_w": 264,
	"mask_h": 264
},
{
	"label": "rangeland",
	"instance_id": "obj_2",
	"mask_svg": "<svg viewBox=\"0 0 264 264\" xmlns=\"http://www.w3.org/2000/svg\"><path fill=\"white\" fill-rule=\"evenodd\" d=\"M2 1H4V3H5V1L6 0H0V3L2 2ZM22 1L24 2V1H30V3H31V1H37V0H7L6 2H7V4L9 3V6L10 7H12V6H14L13 8H10V7H8L7 6V4H5V6H2L1 8L2 9H0V10H4V12H2V11H0V33H2V34H6V33H8L7 35H5L4 37H1V35H0V41H1V38H6V36L9 38L10 36H12L11 35V30H12V32H14V33H12V34H15V33H18L19 31H18V29H17V31L18 32H15L14 31V29L13 28H15V26L13 25V24H16V22H23V21H21V19L23 20V18H24V16H23V14H22V17L21 16H18V14L19 13H17V15H16V12H14L15 11V9L16 8H18V9H16V11H20V7H22L23 9L25 8V7H27L26 5H25V7H23L22 5H24L25 3H23L22 4ZM117 1L118 0H116V3H115V0H110V2H107L106 4H105V6L106 7H109L110 9H111V7L112 6H114L113 4H118L117 3ZM126 1V2H125ZM132 0H124V2L122 3V1L120 0V5H121V8H122V12H123V9H124V12H125V14H126V12L128 13V10L130 9V7H129V9H128V6L129 5H131V3H133L134 1H132ZM136 1H138L139 2V0H136ZM135 1V2H136ZM208 3H206V4H204V6H203V9L205 8V12L207 13V15H205L204 14V16H203V18H202V20H199V19H197L196 20V22L199 24L200 22V24L199 25H196L197 27H196V30H195V26L193 27V29L196 31H193V32H195V34L196 35H194V33H192L193 34V36H194V38L196 39V41L198 42H196V44H194L196 47H194V48H196V49H192L190 52L192 53V52H194V53H192V55H191V53H189V51H188V49H186V50H184L183 52H185V51H187L188 53H189V55L188 56H190L191 55V57H189V58H187L186 57V53H185V57L187 58L186 59V62L190 65V64H192L190 67H188V65H187V67L188 68H186V70L188 71V70H190L191 69V71H189L188 73L189 74H187V73H185L186 71H181V73H185L187 76H188V81L186 80V78H184L185 76H184V74H183V77L179 74V69H177L179 72H177L176 71V73H175V71L173 72V75H172V73L170 72V70L172 69L171 67H173V66H171L170 64H168L167 62H169V59L167 58V56H168V54L170 53V52H168V54H166V50L165 49H167L168 47H170V46H167V45H165V42L164 41H161L162 39L161 38H164V40L168 37L169 38V36L171 37V35H169V36H166V37H162L163 36V34L164 35H167V33L165 32V30H164V33H162L161 32V34H162V36H161V34H160V36L159 37H157L156 35L154 36V37H157L156 38V40H159V43H163L166 47H164L163 48V50H165V51H163L162 50V47H161V44L159 45V43L157 44L154 40H155V38H154V40H153V43H156L157 45H155V47L157 46V48L158 47H161L160 49H158L159 51H163V54H164V56H166V58H167V60H164L165 59V57L163 56H161V52H160V54L159 55H157L159 52H157L156 50V52H157V54L155 53V51H154V53H152V54H156L157 56H161L162 57V61H165L164 63H166V64H164V65H170L171 67H166V68H169L168 70V72H170L171 73V76H172V78L170 79V80H172L173 79V81H171L170 83H166V82H163L162 80V82H163V86H164V84L166 83V86L168 87V88H166V86H165V91H164V89H162V91L161 92H163L164 94L163 95H156V97L154 96L155 95V93H154V95H153V92H154V90L153 89H150V91H148L149 92V94H150V92L152 93V95L154 96H152L151 97V95L149 96V98L151 97V98H156L157 99V101H158V107L162 104V106L165 104V108H164V106L162 107V109H161V111L163 110L164 111V109H167V108H169V107H167V105H168V103H169V101L170 100H172L173 102H176L177 101V103H178V97H179V105H180V108H179V112H178V110L177 109H175V103H173L172 101V105H174V107H170L169 109L171 110V109H173V110H171L170 112L173 114V112H175V110L178 112H176L177 114L175 115L174 114V116L176 117H174V116H172V119H174V120H172V125H171V127L170 128H172V130H174V131H171V129H170V131L171 132H173L174 133V136H172L171 137V133L169 134V132H168V130H167V132L165 131V129L163 130V125L165 124V125H168V121L167 120H169V119H167L166 121L165 120H163L164 122H166V123H164V122H161L163 125V127L161 126V125H159V124H156L155 126H157V125H159V126H157V127H162V129L161 128H158V130L159 131H161V130H163V131H165V133H167V134H164L163 132V135L165 136V135H169V137H171L170 139L171 140H169L168 138H166V140H164V142H165V144L167 143L168 144V142H171L172 141V145H170V144H168L169 145V147H168V145L166 144L165 146L167 147V148H165V146L163 147V144H162V147L163 148H165V149H163V148H161V150L160 151H157V153H160V154H157L156 152H155V149H154V145H156L157 143L158 144H161L162 142L160 141V140H157L156 138H154V136L150 139L151 141L150 142H148V144L149 145H146V143H147V136H146V134H145V140H144V138L142 139L143 141L141 142V140L140 139H138V141L135 143V141H133L134 142V144H136V146H134V144L132 145L133 147H136L137 149H138V146H139V148H142V149H139L140 150V154H145V152H147L145 155L147 156H145V155H141V156H143V158L144 159H146V158H148L147 160H145V161H147V162H150V164L149 163H147V162H145L146 164V166H147V168H148V172H150V173H152V171L154 170V172L151 174L152 176H153V174L156 172V171H160L161 170V172L162 173H164V174H166L165 176L166 177H169L168 178V181H165L163 178H161V175H163L164 176V174H160V176L158 175V177H160L161 179H163L165 182H167V185H165L166 183L165 182H163L162 184H160V187H161V185H162V188H159L158 186V188L162 191L161 193L163 194V196L162 197H160V199H161V201L159 200V197H158V200H159V203H162V204H157L158 206L157 207H155L156 208V211H155V209H154V211L156 212V213H158L159 212V215L161 216V215H163V216H161V221H158V224H156V228H157V226L158 227H160V228H158V230L159 229H161V230H159V231H161V239H160V241L161 242H163V246H164V248H163V250L165 251V252H167V258H166V256H165V258H161V260L163 259V260H165L164 262L163 261H156V263H158V264H162V263H164V264H175V262H176V264H264V0H206ZM21 3V5H20V3ZM38 2V1H37ZM135 2L133 3L134 4V6H136L137 4H135ZM137 2V3H138ZM15 3V4H14ZM28 3V2H27ZM112 3V4H111ZM125 3V4H124ZM17 4V5H16ZM132 4V5H133ZM4 5V4H3ZM18 5H20V7H16V6H18ZM112 5V6H111ZM119 5V4H118ZM138 5H140V2H139V4ZM152 5V4H151ZM150 5V6H151ZM209 5V6H208ZM117 6V5H116ZM213 7V9H212V7ZM105 7V8H106ZM138 7V6H137ZM215 7V8H214ZM21 8V9H22ZM108 8V9H109ZM114 8L116 9V7L114 6ZM117 8H118V6H117ZM138 8H140V7H138ZM137 8V9H138ZM142 8V7H141ZM140 8V9H141ZM149 8V7H148ZM148 8H147V10H148ZM207 8V9H206ZM209 8V9H208ZM7 11H6V10ZM13 9V10H12ZM21 10V11H25V10ZM109 9V10H110ZM114 9V10H115ZM132 9H134V8H132ZM131 9V10H132ZM139 9V10H140ZM143 10H145L146 8L145 7H143L142 8ZM141 9V10H142ZM26 10H27V8H26ZM113 10V9H112ZM131 10H129V11H131ZM135 10H136V8H135ZM211 10V11H210ZM20 11V12H21ZM117 11V10H116ZM119 12H120V9L118 10ZM117 11V12H118ZM133 11V10H132ZM135 12V11H134ZM133 12V15H134V17L135 16H137V15H135V13ZM204 12V13H205ZM212 12V13H211ZM25 13V15L27 16V12L25 11L24 12ZM124 14V13H123ZM123 15V17L125 16V19H126V21H128V22H126L125 20H123L124 21V23L126 22V24L128 23L129 25H134L135 26V24H137L138 25V21L136 20H134V21H131L132 20V18L134 19V17H129V19H131V20H128L127 18H128V14L127 15ZM165 14V13H164ZM163 14V15H164ZM119 15V14H118ZM122 15V14H121ZM133 15H131V16H133ZM25 16V17H26ZM120 16V15H119ZM139 16V15H138ZM137 16V17H138ZM165 16H167L168 17V19H169V17H170V15L168 16V15H164V18H167V17H165ZM210 16V17H209ZM10 17V18H9ZM12 17V18H11ZM19 19V20H17V18ZM21 17V18H20ZM121 17V16H120ZM123 17H121V19L123 18ZM127 17V18H126ZM136 17V18H137ZM206 17V18H205ZM214 17V18H213ZM16 18V19H15ZM140 18V17H139ZM171 18V17H170ZM5 19V20H4ZM11 19H12V21H11ZM26 19V18H25ZM25 19H24V21H25ZM173 19V18H172ZM216 19V20H215ZM16 20V21H15ZM138 20H140V19H138ZM143 20V19H142ZM142 20L140 21V23L142 24L143 22L145 23V21H143L142 22ZM175 20V19H174ZM204 20V21H203ZM206 20H208V21H206ZM4 21V22H3ZM120 21V20H119ZM129 21H131V22H133V23H129ZM148 21V20H147ZM173 20H171V22H172ZM8 22V23H7ZM135 22V23H134ZM151 21L149 20V23H150ZM153 23H155L154 21H152ZM156 22H158V19H156ZM174 22H176V21H174ZM177 22H179V21H177ZM204 22V23H203ZM19 23H17V24H19ZM122 21L120 22V25H119V27L118 26H116V29H118L119 28V30H120V28L121 27H123V24H124ZM139 23V24H140ZM143 23V24H144ZM148 23V22H147ZM147 23H145V24H147ZM148 23V24H149ZM180 23V22H179ZM214 23V24H213ZM5 24H7V25H5ZM21 24V23H20ZM118 23H116V25H117ZM125 25V27L124 28H122V29H124V31L122 30V32H127V35L126 36H124L127 40H129V33L131 32V30L129 29V31L127 30V26H129V25ZM140 24V25H141ZM143 24L141 25L142 26V30H140V29H138L139 27H137V29H138V31H139V33L140 34H137V29H136V27H135V31H136V35L139 37V35L141 36V34H143L142 32L143 31H145V27L146 26H143ZM156 24V23H155ZM158 24H160V25H158ZM178 24V23H177ZM181 24L183 25H181L182 27H183V29L185 30V27L186 28H188L187 26H184V24L181 22ZM10 25H12V27H10ZM112 25V24H111ZM114 25V24H113ZM112 25V26H113ZM157 25L158 26H161V23H157ZM169 25H173V24H169ZM174 25H175V23H174ZM202 25V26H201ZM115 26V25H114ZM113 26V27H114ZM139 26V25H138ZM157 26V27H158ZM170 26V27H171ZM176 26H180L179 24L178 25H176ZM211 28H210V27ZM16 27H18V28H20L19 26H16ZM127 27V28H126ZM168 27V26H167ZM169 27V28H170ZM181 27V28H182ZM6 30H5V29ZM10 28V29H9ZM132 28V27H131ZM141 28V27H140ZM147 28V27H146ZM156 28V27H155ZM154 28V29H155ZM168 28V29H169ZM172 28V27H171ZM173 28H174V26H173ZM172 28V29H173ZM176 28V27H175ZM174 28V29H175ZM206 28V29H205ZM16 29V28H15ZM21 29V28H20ZM110 29H112V28H110ZM162 29H164V28H162ZM167 29V28H166ZM167 29V30H168ZM188 29H191L192 30V28H188ZM115 30V29H114ZM147 30V29H146ZM166 30V31H167ZM171 30V29H170ZM168 31V32H174V30H172V31ZM178 32H184V31H182L181 29H180V27H179V30H181V31H179L178 30V27H177V29H176ZM197 30H199V31H197ZM206 30V31H205ZM112 30H110L109 31V33L111 32ZM116 31V30H115ZM135 31H134V34H133V36H136L135 35ZM142 31V32H141ZM160 31V30H159ZM177 31H175V32H177ZM186 31H187V29H186ZM213 31H214V33H213ZM21 32V31H20ZM118 32V31H117ZM121 32V31H120ZM125 32V33H126ZM129 32V33H128ZM147 32H149V31H147ZM154 32V31H153ZM151 33V31H150V33H147V34H150V36L153 34L154 35V33ZM157 32V31H156ZM188 32V31H187ZM192 31H190V33H191ZM211 32V33H210ZM114 33V32H113ZM146 33V32H145ZM201 33V34H200ZM203 33V34H202ZM206 33V34H205ZM20 34V33H19ZM111 34V33H110ZM121 34V33H120ZM157 34H159V32H157ZM192 34H189V35H191V37H192ZM213 34V35H212ZM218 34V35H217ZM18 35V34H17ZM115 35V34H114ZM152 35V36H153ZM174 35V34H173ZM172 35V37H174ZM184 35H187L186 34V32H185V34ZM205 35V36H204ZM206 35H207V37H206ZM128 36V37H127ZM132 35L130 34V40L132 41V42H134L133 40L134 39H132V37H131ZM143 36H146V34L145 35H143ZM149 36V35H148ZM148 36H147V38H148ZM152 36H151V38H152ZM111 37V36H110ZM110 37L108 38V39H110ZM119 37H120V35L119 34H117V36L115 35V39H117V40H119ZM201 37H203L202 39H201ZM211 37V38H210ZM213 37V38H212ZM6 39V41H10L11 42V40H10V38L9 39ZM12 38V37H11ZM113 38V39H114ZM134 38V37H133ZM140 38H142V36L140 37ZM144 38V37H143ZM159 38V39H158ZM167 38V39H168ZM204 38H206V40L204 39ZM216 40H215V39ZM113 39H112V42H110L111 40H109V42L111 43V45H108V47L106 48L107 49V52H109V53H106V52H104V53H106L108 56H109V59H107V62H108V60H111L110 58H112L113 59V57H115L114 55H118L119 54V50H121L123 53L124 52H126V49L125 48H122V47H124V46H122V47H118L117 48V46H116V48H114L115 47V45L113 46L112 45V43L114 42L113 41ZM126 39H125V41H126ZM135 39H137L136 37H135ZM146 39V38H145ZM153 39V38H152ZM161 39V40H160ZM166 39V40H167ZM192 39V38H191ZM199 39H201V41H198ZM208 39V40H207ZM210 39V40H209ZM235 39V40H234ZM121 40H122V38H121ZM140 40H142L143 41V39H139V41ZM146 40H150V38L149 39H146ZM144 41V42H147V41ZM3 41H5L4 39H3ZM124 41V42H125ZM136 41V40H135ZM138 41V42H139ZM150 41H152V40H150ZM204 41V42H203ZM137 42V41H136ZM158 42V41H157ZM194 42V41H193ZM223 42V43H222ZM109 43V44H110ZM119 43V42H118ZM117 43V44H118ZM121 43H123V42H121ZM120 43V44H121ZM135 43V42H134ZM152 43V44H153ZM219 43V44H218ZM114 44V43H113ZM131 44H133V43H131ZM139 44H141L142 46H143V44L144 43H140L139 42ZM139 44H136L137 45V47H140L141 45H139ZM162 44V45H163ZM206 44V45H205ZM119 45V44H118ZM135 45V44H134ZM139 45V46H138ZM145 45V44H144ZM149 46L151 45L150 43L148 44ZM191 45L193 46V44L191 43ZM199 45V46H198ZM205 45V46H204ZM210 45V46H209ZM242 45V46H241ZM109 46H111V48H109ZM112 46H113V48H112ZM120 46V45H119ZM127 46V45H126ZM130 46H133V45H130ZM152 46V45H151ZM192 46H190V44H189V48H192ZM214 46V47H213ZM8 47H10V46H8ZM7 46H6V48L4 49L3 48V46H2V49L0 50V52L3 50V52H4V50H5V52L4 53H7V54H5V56H7L8 55V57H10L9 56V53L10 54H12L13 55V57L16 55V57H18V56H21L23 53H22V51L24 50H16V49H18V47H20V46H17V47H14V46H12L13 47V51H18L17 53H20V54H17L16 52H14L13 53V51H12V47H11V49L10 48H8ZM22 47V46H21ZM104 47H106V46H104ZM136 47V48H137ZM144 47V46H143ZM153 47V46H152ZM152 47H151V49H152ZM154 47V49H156ZM172 47V46H171ZM181 47H185V48H187L186 46H181ZM202 47V48H201ZM0 48H1V46H0ZM14 48H15V50H14ZM24 48H25V46H24ZM131 48V50L133 49L134 51H131L132 53H129L131 56H133V55H135V49L136 48H132V47H130ZM26 49V48H25ZM27 49H29V48H27ZM108 49H110L109 51H108ZM113 49V50H112ZM117 49V50H116ZM125 51H124V50ZM150 49V48H149ZM169 49V48H168ZM182 49V48H181ZM8 50V51H7ZM102 50V49H101ZM101 50H100V52H101ZM137 50H138V48H137ZM140 50H142V49H140ZM139 50V51H140ZM144 50V52L146 53V50L145 49H143ZM143 50L142 51H140V54H141V52H143ZM183 50V49H182ZM9 51H11V52H9ZM25 51V50H24ZM103 51V50H102ZM112 51V52H111ZM114 51H117V53L116 52H114ZM121 51H120V53H121ZM128 51L129 50H127V54H128ZM138 51V52H139ZM147 51H148V49H147ZM151 51H153V50H150V54H151ZM3 52H2V54H3ZM26 52V51H25ZM99 52V53H100ZM134 52V53H133ZM138 52H136L137 54H138ZM27 53V55H28V51L26 52ZM103 52H101L100 54H102ZM103 53V54H104ZM116 53V54H115ZM149 53V52H148ZM148 53H146L147 55H150V54H148ZM1 54V53H0ZM106 54H104L105 56H107ZM140 54H139V56H140ZM144 54V53H143ZM4 55V54H3ZM26 55V56H27ZM96 55V54H95ZM94 55V56H95ZM117 55H116V57H117ZM120 55V54H119ZM118 55V57H121V56H119ZM122 55V57L124 56V55H126V53L125 54H121ZM154 55H152L153 56V58L155 59L156 57V55L154 56ZM25 56V55H24ZM93 56V57H94ZM97 56H98V58L100 57V55H98V53H97ZM102 56V55H101ZM104 56V59L106 60V58H108V57H105ZM131 56H129V57H131ZM144 56H146V55H144ZM143 56V57H144ZM151 56V55H150ZM150 56L148 57V56H146V57H148L149 59H150ZM183 56H184V53H183ZM183 56H182V58H183ZM12 57V58H13ZM15 57V59H17ZM96 57V56H95ZM94 57V58H95ZM114 58L115 60L116 59H119L118 57L117 58ZM134 57V56H133ZM132 57V58H133ZM143 57H141V58H143ZM160 57V58H161ZM11 58V57H10ZM10 58H9V61L7 60V62H9V64H7V67H8V69H6V70H10V69H12L11 67L13 66L12 65V63L14 64V62L16 63V60L15 61H13L12 62V60L10 61ZM11 58V59H12ZM21 59H22V57H20ZM94 58H92V60H98V61H96L95 63H97L98 62V64H99V62H100V64H103V63H101V61H103V59H101V61H99L100 60V58L98 59H94ZM103 58V57H102ZM131 58V59H132ZM138 59V62L136 61L137 59ZM135 58V61L137 62V63H139V60L141 59H139V57H136ZM164 58V59H163ZM6 59H8V58H6ZM24 59H26L25 57H24ZM23 59V60H24ZM121 59V58H120ZM119 59V60H120ZM124 59V58H123ZM147 59V58H146ZM156 59H158V58H156ZM189 59V60H188ZM14 60V59H13ZM18 60V59H17ZM115 60H113L112 61V65L116 62H118L119 60H117V61H115ZM145 59H143V61H144ZM153 60V59H152ZM152 60H151V62H152ZM183 59H181L180 60V62H184V61H182ZM185 60V59H184ZM21 62H23L22 60H20ZM25 61V60H24ZM121 61V60H120ZM127 61H128V57H127ZM134 61V62H135ZM141 61V60H140ZM146 62L148 61V59L147 60H145ZM160 62V63H163V62ZM167 61V62H166ZM12 62V63H11ZM17 62H19V60L17 61ZM26 62V61H25ZM107 62H104V63H107ZM122 62V61H121ZM126 62V61H125ZM130 61H128V62H126V64L127 63H129ZM135 62V63H136ZM142 62V61H141ZM140 62V63H141ZM185 62V63H186ZM190 62V63H189ZM191 62H193V63H191ZM10 63H11V65H10ZM24 63V62H23ZM28 63V62H27ZM116 63H115V65H116ZM131 63V62H130ZM129 63V64H130ZM139 63V64H140ZM142 63H144V66H146L145 64V62H142ZM175 63V62H174ZM177 63H178V61H177ZM186 63V64H187ZM122 64H124V62L122 63ZM125 64V65H126ZM148 64H149V61H148ZM147 64V67H146V71H148V70H150V69H152V68H150V65L151 64H149L148 65ZM171 64H172V62H171ZM176 64V63H175ZM179 64V63H178ZM178 64L176 65V67L175 68H177L178 67ZM182 64V63H181ZM181 64H179V65H181ZM185 64V65H186ZM8 65H10V66H8ZM16 65H17V63H16ZM24 65V67H25V64H23ZM27 65V64H26ZM114 65V66H115ZM118 65V64H117ZM121 65V64H120ZM128 65V64H127ZM126 65V66H127ZM131 65H133V64H131ZM135 65V64H134ZM137 65V64H136ZM185 65H184V67L182 66V69L183 68H185ZM18 66H19V63H18ZM21 66H22V64H21ZM21 66H19L20 68H24L23 66L21 67ZM29 66V65H28ZM113 66V68H111V70L113 69L114 70V68H115V70H116V68H117V70L119 69V67H114ZM125 66V68H127ZM129 66V65H128ZM139 66V65H138ZM138 66H136V67H138ZM141 67H142V64L140 65ZM139 66V67H140ZM225 66V67H224ZM4 67V66H3ZM2 67V68H3ZM7 67H5V68H7ZM9 67H10V69H9ZM15 67V66H14ZM120 67H122V71H123V69H124V67H123V65H121ZM134 67V66H133ZM136 67H134L135 69H137L138 70V68H136ZM154 67V66H153ZM157 67V66H156ZM163 67H165V66H163L162 65V68ZM4 68V69H5ZM26 68H27V66H26ZM132 68V67H131ZM165 68V69H166ZM179 68V67H178ZM181 68V67H180ZM190 68V69H189ZM204 68V69H203ZM16 69V68H15ZM15 69L13 68L12 70H14V72H15ZM19 69V68H18ZM17 69V70H18ZM25 69V68H24ZM121 69V68H120ZM119 69V70H120ZM142 69H144L143 67H142ZM3 70V69H2ZM11 70V71H12ZM112 70V71H113ZM117 70H116V76L118 77L119 76V74L117 73ZM128 70V69H127ZM134 70V69H133ZM161 70H164V69H161ZM172 70H176V69H172ZM171 70V71H172ZM181 70V69H180ZM20 73H22L23 72V69H19L18 70ZM33 71V70H32ZM121 70L119 71V73H120V75H122L121 74V72H122ZM140 71V73L139 74H141V71H144V70H139ZM152 72L154 71V68H153V70H151ZM150 71V72H151ZM155 71H156V69H155ZM194 71V72H193ZM7 72V71H6ZM9 72V71H8ZM13 72V71H12ZM14 72H13V74H14ZM17 72V71H16ZM18 72V73H19ZM114 72V71H113ZM113 72H108V73H112L110 76H114L115 74H113ZM130 72L132 73V71H131V69H130ZM136 72V71H135ZM134 72V73H135ZM151 72V73H152ZM163 72H167L166 70L165 71H163ZM2 73V72H1ZM18 73H15V76L16 77H20V73L18 74ZM27 73V72H26ZM28 73H30V70H29V72ZM123 74L124 73H126V71H123L122 72ZM149 73V72H148ZM150 73V74H151ZM155 72H153L152 74H154ZM191 73H192V75H191ZM5 74L6 73H4V70H3V75L5 76ZM10 75H11V73H9ZM23 74H25V71L23 72ZM33 74V73H32ZM32 74L30 75V74H26V75H24V76H26L27 78L26 79H24V77H22L23 78V80H29V81H26L25 83H27L26 85H29L30 87H28V89L30 88V90H32V91H29L28 89H25V88H27L26 86H24V84H23V86H22V88L24 89H22V88H20V89H22L21 90V92H23V94L20 92V97H17V98H19V99H17L16 97H15V95H16V93L18 92L19 93V91H16V93L14 92V94L11 96V98H12V100H13V98L15 97L17 100L15 101V100H13V101H15V102H17V108H16V105H15V103H13V101L9 98L8 100H10V101H8L7 103H9L10 102V104H14V106L13 105H10V104H8V105H5V106H3V105H1L0 106V111H3V109H5L4 111V113L6 114V116L8 117L7 119H5V121L4 122H2L1 121V119L3 118V117H5L6 118V116H4L3 115V113L1 114V117L2 118H0V123L2 124V123H6V122H8L9 120H12V119H10V118H13V120H15V121H13L12 120V122H14V123H12L11 121H9V124H10V122H11V124L9 125L8 123H6V126H7V124L9 125V129L8 130H4V129H6L5 127H3V125H5V124H2L1 126H0V129H2V128H4V129H2L1 131H6V133H8V135H7V140H12V138H13V136L15 135L16 137H17V135H18V137H19V135H21V134H24L25 136H30V135H33V134H31L32 133V131L33 132H35L36 130V134H38L37 132H39V134L40 133H42V134H40V135H37L36 136V134H35V136H36V140H37V138H39L40 140L43 138L45 141H43V139L41 140L42 142H41V144L39 143L40 142V140H37V144H39L38 146H37V144L35 145V146H33V148L34 147H38V150H39V146H40V148H44L45 150L47 149V148H45V147H42V146H45V145H47V147H48V150H49V152L47 151V154L49 153V154H55L54 156L53 155H51V157H50V155H48V158L50 157V158H52L53 159V161H57V163L55 164L56 166H58L59 164H60V167H59V171H61L62 172V170H60V168L65 164V163H67L68 164V160H69V153H66V154H68V155H65V153H64V150H63V153H61V150H60V154L57 152V150L58 149H56V147H57V143H54L53 145H56V147L55 148H53L52 147V143H50V142H48L50 145H48V143H47V140L49 139L48 137H47V132H46V130H48V131H52V130H54L55 132L57 131L56 129H54L56 126V128L58 129V128H61L60 126H63V125H61L62 123L59 121V122H57V120H54V119H57V115H52V113L54 114L55 112L53 111L52 113L51 112H47V114L45 113H43V112H45V110L44 111H42V110H39V109H37V107H35L34 108V106H36V97H37V94H41V91H40V89L38 90V87H37V85L35 84V86H36V88L37 89H34L35 88V86H34V84H32L33 82H31V80H33L34 79V77H35V79L33 80L35 83H36V79H37V75H35V76H32ZM129 74V73H128ZM127 74V75H128ZM143 74H146L147 75V73H143ZM149 74V75H150ZM152 74L149 76V77H151L152 78ZM165 74V73H164ZM167 74V76H165V77H168V76H170L169 75V73H166ZM165 74V75H166ZM180 75L181 76V78H182V82L184 81V79H185V81L187 82V85L186 84H183L182 85V87H181V85L179 86L181 89L182 88H185L184 89V91H182V90H180V91H182V92H184L183 93V96L181 95L182 94V92L180 93V91L177 89V91H179V95H177L178 97H177V99L175 98V96L174 95H176L177 93H174L173 94V92H174V90L176 89V87H178V85H179V83H181V81H177V83H176V80H179V79H181V78H179V79H176V80H174V78H175V75H176V77H177V75ZM195 74V75H194ZM1 75V74H0ZM10 75H6V76H9L10 77ZM34 75V74H33ZM129 75H131V74H129ZM133 75V74H132ZM135 75H137V72H136V74ZM135 75H134V77L132 76V77H128V79L129 78H134L135 79ZM15 76L13 75V77H12V79L13 78H15ZM23 76V75H22ZM107 76H108V74H107ZM122 76H124V75H122ZM121 76V77H122ZM193 76H194V78H193ZM9 77L7 78V79H9ZM19 77H18V80H17V78H16V80L17 81H20V82H22L21 81V78L19 79ZM33 77V78H32ZM109 77V76H108ZM107 77V78H108ZM115 77V76H114ZM140 77V76H139ZM145 78L147 77V76H144ZM144 78L143 79V76H142V74H141V79L144 81L145 80V82H148V83H146V84H150L149 82H150V78ZM1 78V77H0ZM111 78V77H110ZM118 78H120V76L118 77ZM117 78V79H118ZM2 80H3V77L1 78ZM12 79L10 80V81H12ZM114 79H116V78H114ZM115 80V81H119L120 82V80L118 79V80ZM122 79V78H121ZM125 79H127V78H125ZM128 80V84L131 82V84H129L130 86H129V89L127 88L126 89V91L125 92H127L128 90H130V92H132V91H134V88H132V86L131 85H133V80ZM140 79V81H142ZM148 79H149V81H148ZM153 79V78H152ZM152 79H151V82H152ZM191 79V80H190ZM2 80H0V83H1V81ZM4 80H5V82L4 83H8V82H6V77L4 78ZM3 80V81H4ZM15 80V79H14ZM139 79L137 78V81H138ZM168 80H169V78H168ZM168 80H167V82H168ZM169 80V81H170ZM2 81V82H3ZM113 81V80H112ZM124 81V80H123ZM123 81H122V85L119 83V85H121L122 87H125L126 85L128 86V84L126 83V85L124 86V83H123ZM126 81V80H125ZM136 80H134V82H135ZM136 81V82H137ZM143 81H142V84H141V87H143L142 88V93L140 92L139 93V91L141 90V88H140V90H139V88H136L135 86V90L136 91H134V92H136L137 93V89L139 90L138 91V93L137 94H133V92H132V94H130L129 96L131 97V95L133 96V98H134V95H135V97H136V95L138 96V94H139V96H140V94H141V97H140V99L144 96L143 95V93L146 91V89L147 88H145V83L143 84ZM161 81L159 82L160 84H162L161 83ZM193 81V82H192ZM13 82V81H12ZM28 82H29V84H28ZM114 82V81H113ZM112 82V83H113ZM139 82V81H138ZM154 82V81H153ZM189 82V83H188ZM3 83V84H4ZM13 83H19V82H16V81H14ZM12 83V85H11V82L10 83H8L9 84V86L10 87H13L12 89L14 90V89H16V86H17V84H16V86H15V84H13ZM116 82H114L113 84H115ZM140 83V82H139ZM157 83V82H156ZM159 83H158V85H159ZM185 83V82H184ZM1 85L0 84V91L1 92H3V91H5L6 89H8V90H10L9 88H7V87H5V85H8V84H5V85ZM22 84V83H21ZM32 84V85H31ZM135 84H138V83H135ZM155 83H152V87L154 88L155 86L156 87H158V85H155V86H153ZM170 84V85H169ZM182 84V83H181ZM190 84V85H189ZM117 85V84H116ZM142 85H144V86H142ZM186 85V86H185ZM1 86H2V88H1ZM4 86V87H3ZM19 86H21V85H19L18 84V90H20L19 89ZM31 86H34V88L33 87H31ZM112 86V85H111ZM118 86V85H117ZM137 86V85H136ZM148 86V85H147ZM162 86V85H161ZM161 86H159V87H161ZM189 86V87H188ZM15 87V88H14ZM112 87H114V85L112 86ZM120 86H118V88H119ZM122 87H120L121 89H123ZM149 87L150 86H148V89H149ZM151 87V88H152ZM156 87H155V89H156ZM191 87V88H190ZM101 88V87H100ZM120 88H119V90H120ZM132 88V89H131ZM175 88V89H174ZM114 89V88H113ZM115 89H116V86H115ZM114 89V90H115ZM159 89V88H158ZM35 90H37V91H35ZM132 90V91H131ZM153 90V91H152ZM173 90V91H172ZM7 91V90H6ZM117 91V90H116ZM121 91V90H120ZM176 91V90H175ZM176 91V92H177ZM194 91H196V92H194ZM9 92V91H8ZM27 92V93H26ZM35 92V93H34ZM39 92V93H38ZM118 93H119V91H117ZM125 92H121V93H117L118 94V96L120 97L121 95L120 94H122V96L119 98L118 96V98L119 99H121V98H123V96H124V93ZM130 92H128L127 93V95L130 93ZM147 92V93H148ZM155 92H157L158 94H161V92L159 93V90L158 91H155ZM169 92H171V95L169 94ZM146 93V92H145ZM146 93V94H147ZM156 93V94H157ZM29 94H30V97H29ZM39 94V96L38 97H41V95ZM148 94V95H149ZM26 95V96H25ZM148 95H145L144 96V98L147 100L148 98H146V96L148 97ZM128 96V97H129ZM138 96V97H139ZM169 96H171V98L173 97V99H170L169 98ZM204 96V97H203ZM24 97H26V98H24ZM28 97V98H27ZM37 97V98H38ZM116 97V98H117ZM125 98H127V96H126V94H125V96H124ZM14 98V99H15ZM23 98V99H22ZM33 98V99H32ZM115 98V99H116ZM125 98H123V99H125ZM132 98V97H131ZM131 98H130V100H131ZM132 98V99H133ZM144 98H143V101L145 102H142V100L140 101V104L142 105V106H140L139 104H138V102H139V98L137 99V98H135V100H138V102L136 101L135 103H136V106H133V104H134V99L132 100L133 101V103H131L132 101H129L127 104H132L131 106H129L128 105V107L131 109V107H132V110H131V112H133L134 113V111L136 110L137 112H138V109H139V111L140 112H138V113H136V111H135V113H136V116L137 115H139V113H141V115L143 114L145 117H147V119H148V121H145L144 119V117L143 116H141V117H143L144 119V121L145 122H149V123H147L148 125H150V127L153 125V129L155 128L156 129V127H154V124H152V120H155V122H156V118H155V116H158L157 117V119L159 118V116H160V118H168V115H169V113H168V115L167 116H163V115H158L159 113L158 112H153V114L155 115H153L152 114V107L151 108H149V105L150 104H152L151 102H152V100H151V98L150 99H148V100H151V102L149 101H145L144 100ZM200 98V99H199ZM170 99V100H169ZM175 99H176V101H175ZM182 99H183V101H182ZM185 99V100H184ZM186 99H187V102H186ZM189 99V100H188ZM191 99V100H190ZM26 100V101H25ZM117 100V99H116ZM155 100V99H154ZM165 100V101H164ZM167 100H169V101H167ZM206 100V101H205ZM220 100V101H219ZM119 103H120V100H117ZM121 101H122V103H125V101L127 102L128 101V99L127 100H124V102H123V100L121 99ZM156 101V100H155ZM167 101V102H166ZM203 101V102H202ZM148 102V103H147ZM166 102V103H165ZM190 102V103H189ZM6 103V104H7ZM143 103H144V105H146V103H147V106H144L143 105ZM150 103V104H149ZM157 103V102H156ZM181 103V104H180ZM185 103V104H184ZM127 104L125 103L124 105L126 106V108H127ZM167 104V105H166ZM202 104V105H201ZM137 105H139V107L141 108V110H140V108L138 107V108H136L137 107ZM3 106V107H2ZM13 106V107H12ZM23 106H24V108H23ZM125 106H123V108L125 107ZM152 106H153V104H152ZM154 106H156V105H154ZM183 108H182V107ZM10 107V108H9ZM11 107H12V110H11ZM15 107V108H14ZM22 107V108H21ZM32 107V108H31ZM145 107V108H144ZM179 107V106H178ZM177 107V108H178ZM198 107V108H197ZM9 108V109H8ZM123 108H121L122 110H123ZM129 108L127 109L128 110V113L127 112H125V111H127V110H123V112H124V115L127 113V114H130L129 113ZM133 108H136L135 110L133 109ZM154 108H156V107H154ZM164 108V109H163ZM17 109V110H16ZM32 111H31V110ZM120 109V108H119ZM119 109H118V111H116V113L115 114H113V117H115L114 115H118V117L121 115L120 114V112L121 111H119ZM159 109V108H158ZM19 110V111H18ZM28 110V111H27ZM31 112H30V111ZM34 110V111H33ZM134 110V111H133ZM148 110V111H147ZM157 110V108L154 110V111H156ZM188 110V111H187ZM11 111V112H10ZM14 111V112H13ZM26 111V112H25ZM47 111H49V109L47 110ZM163 111L162 112H160V113H162V114H164V113H166V111L163 113ZM173 111V112H172ZM23 112H25V113H23ZM123 112H122V114H123ZM168 112H169V110H168ZM181 112V113H180ZM33 113V114H32ZM51 113V114H50ZM135 113L133 114V116H132V113L130 114L131 115V117H130V120H131V118L132 117H135ZM146 113H147V115H146ZM156 113H158L157 115H156ZM20 114V115H19ZM44 114V115H43ZM56 114V113H55ZM149 114V115H148ZM187 114V116H185ZM194 114V115H193ZM33 115V116H32ZM47 115V116H46ZM49 115V116H48ZM117 115H116V117H117ZM123 115V116H124ZM153 115V116H152ZM166 115V114H165ZM54 116H56V117H54ZM126 116H128V115H126ZM151 116V117H150ZM162 116V117H161ZM10 117V118H9ZM50 117V118H49ZM123 120V122H120L121 121V119L119 120V122L122 124V123H124V125H121V126H124L126 129H127V131H126V134H127V132L129 133V134H131V133H134V131H136V130H134V129H138V127H141V123L142 122H144V121H141L140 119H137V120H139V121H141V123H138L139 121H137L136 123L138 124H136V123H134V120H135V118H133L134 120H133V123L135 124H133V123H131L132 122V120H131V122H129V123H131L132 125H134V126H132V127H134V129L132 128V127H129V125L131 126V124H129V123H127L128 125L127 126H125V124H126V122L127 121H129V118H128V120H126L125 119V117L123 118L122 116H120ZM138 117V116H137ZM140 117V116H139ZM140 117V118H141ZM152 117H154L153 119H152ZM174 117V118H173ZM194 117V118H193ZM15 118V119H14ZM53 119V121L55 122V125L56 126H54V122H52V124L51 125H53L54 127L52 128V127H50V130L49 129H45V128H49V126H51V125H49L50 123H47L48 122V120L50 121V120H52ZM169 118H171L170 117V115H169ZM125 119V120H124ZM152 119V120H151ZM185 119V120H184ZM3 120V119H2ZM6 120H8V121H6ZM25 120V121H24ZM58 120H60L59 119V117H58ZM117 119H115L114 121H116ZM117 120V121H118ZM180 120V121H179ZM152 121V122H151ZM160 121H161V119H160ZM159 121V122H160ZM51 122V121H50ZM144 122V123H145ZM159 122H157V123H159ZM170 122V121H169ZM45 123H47V124H45ZM58 123H61L60 124V126H59V124ZM152 125H151V124ZM160 123V124H161ZM171 123V122H170ZM66 123H64V126H63V129H62V131L64 130L65 132H68V130L67 129H65V128H67L68 126H66L65 125ZM116 124V123H115ZM33 125V126H32ZM47 125H49V126H47ZM11 126V127H10ZM14 126V127H13ZM23 126H26V127H24V128H22ZM59 126V127H58ZM138 126V127H137ZM142 126H143V124H142ZM169 126V125H168ZM2 127V128H1ZM65 127V128H64ZM100 127V126H99ZM127 127H129V128H127ZM143 127H146V123L144 124V126ZM148 127V126H147ZM147 127H146V129H147ZM167 127V126H166ZM14 129V131H13V129ZM52 128V129H51ZM125 128H123V129H125ZM131 128H132V130H134L133 132H132V130H131ZM149 128V127H148ZM152 128L149 130V129H147V130H149L148 132H150V134H151V132H153L154 133V131L152 130ZM165 128V127H164ZM22 129V130H21ZM44 129H45V132H46V134L44 133ZM122 129V132L123 131H125V130H123ZM130 129V131H128ZM140 129V128H139ZM145 128H143V129H140L141 131L143 130H146ZM161 129V130H160ZM168 129H169V127H168ZM180 129V130H179ZM20 130V131H19ZM60 129H58V132L57 133H59L60 131H59ZM67 130V131H66ZM139 130V131H140ZM147 130L145 131L146 133H148L147 132ZM152 130V131H151ZM0 131V132H1ZM8 131V132H7ZM54 131H53V133H54ZM61 131V132H62ZM63 131V132H64ZM12 132L14 133V135L12 134ZM29 132V133H28ZM158 132V131H157ZM157 132L155 133V135H157ZM45 134V137L43 136L42 137V135H44ZM125 132H123V134H124ZM142 133V132H141ZM151 134V136L152 135H154V134ZM126 134H124V136H126L127 137V135ZM135 134V133H134ZM139 134H140V132H139ZM144 134V132L141 134V135H143ZM149 134V133H148ZM160 134V133H159ZM158 134V135H159ZM4 135H5V132H4ZM157 135V136H158ZM163 135H160V137L158 136L157 138L159 139V138H161V137H163ZM173 135V134H172ZM10 136V137H9ZM34 136V135H33ZM34 136V137H35ZM120 136H122V138L124 137L123 135H122V133H121V135ZM133 135H130L129 137H132ZM144 136V135H143ZM188 136V137H187ZM6 137V136H5ZM26 138V139H24L25 141H28L29 140V138ZM31 137V136H30ZM128 137V139L127 138H124V140H128V141H130L131 139H134V138H136V136L134 137V138H129ZM149 137V136H148ZM166 137V136H165ZM184 137V138H183ZM62 138V137H61ZM140 138V137H139ZM190 138V139H189ZM203 138V139H202ZM31 139V138H30ZM65 139V138H64ZM130 139V140H129ZM148 139V140H149ZM163 139H165V138H163ZM163 139H161V140H163ZM169 141H168V140ZM6 140V138H5V141H7ZM20 141V146L22 145L21 144V142H25V141ZM61 140H63V139H60V140H58V141H60V144H61ZM152 140H157V141H160V142H157L156 144L154 143V144H152L153 142H152ZM49 141V140H48ZM58 141H56V142H58ZM65 141V140H64ZM114 141V140H113ZM123 141V140H122ZM128 141H127V143H128ZM140 141V142H139ZM146 141V142H145ZM63 142V141H62ZM115 142V141H114ZM113 142V143H114ZM117 142V141H116ZM120 142H121V140H120ZM132 142V140H131V143H133ZM152 142V143H151ZM175 142V143H174ZM184 142V143H183ZM234 142V143H233ZM28 143V142H27ZM44 143H46V144H44ZM112 143V145H110V144H108L110 147H111V149L115 146V143L113 144ZM118 143V142H117ZM116 143V144H117ZM124 142H122V144H123ZM127 143H124L126 146H127ZM130 143V142H129ZM128 143V145H130ZM138 143V144H137ZM142 143V144H141ZM25 144V143H24ZM63 144H64V142H63ZM119 144V143H118ZM117 144V145H118ZM151 144V145H150ZM195 144V145H194ZM197 144H199V145H197ZM229 144V145H228ZM26 145V144H25ZM121 145V144H120ZM119 145V147H121ZM125 145L123 146L124 148H125ZM176 145V146H175ZM18 146H19V143H18ZM18 146H17V148H18ZM23 146V145H22ZM63 146V145H62ZM61 146V147H62ZM131 146V145H130ZM130 146H127V148H129ZM131 146V147H132ZM142 146V147H141ZM149 146H153V147H148ZM171 146V147H170ZM50 147V148H49ZM52 147V148H51ZM108 147V146H107ZM105 148V150H107V149H110V147H108V148ZM116 147H118V146H116ZM118 147V148H119ZM123 147H121V148H123ZM157 148L158 147H161V146H156ZM155 147V148H156ZM189 147H191V148H189ZM243 147V148H242ZM15 149H14V151L17 153V155H19L20 153H18V149L16 148V147H14ZM22 148V147H21ZM124 148H123V150H124ZM126 148V149H127ZM144 148V149H143ZM146 148V149H145ZM153 149V151H152V149ZM156 148V149H157ZM261 148V149H260ZM53 150V149H55V150H53L51 153H50V151L51 150ZM117 149V148H116ZM130 149H133V148H130ZM129 149V150H130ZM135 149V148H134ZM136 149V150H137ZM147 149H149V151H150V153L152 152V155L154 156L155 155V153L157 154V155H155V157H153V156H150L151 154H149V156L151 157H148V153H149V151H147ZM160 149V148H159ZM247 149V150H246ZM35 151H36V148L34 149ZM37 150V152H39ZM102 150V149H101ZM101 150H99V151H101ZM104 149L102 150L103 152H104V154H106L105 152H107V151H105ZM118 150V149H117ZM129 150H128V152H129ZM134 150V155H135V153H136V155H137V157H139L138 155H140L139 154V150ZM143 151V153H142V151ZM145 150V151H144ZM260 150V151H259ZM14 151H13V153H14ZM20 151L22 152V149H20ZM19 151V152H20ZM43 152H42V154L44 153V150H42ZM58 153L57 155H56V153ZM99 151H91V152H93V153H91V152H89L88 154H90V155H93L94 153L96 154V152H99ZM101 151V152H102ZM112 151V150H111ZM111 151H109L110 152V154L107 152V156H108V154L109 155H112L111 153ZM113 151L114 152H117L115 149H113ZM118 151H120V149L118 150ZM125 151V150H124ZM131 151V150H130ZM162 151H164V152H162ZM179 151H181V152H179ZM46 152V151H45ZM68 152V151H67ZM103 152H102V154H103ZM121 152H122V150L120 151V152H118V153H120L121 154ZM127 152V150H126V153H127V157H125L126 158V161L125 162H128L129 163V165H127V164H125V165H123L122 164V166L120 165V162L119 161H123V160H125V158L123 159V158H121V160H117V158H116V161L114 160L115 159V156L113 157V159H110L111 161H109V163H111V164H109L108 162V164H109V170H110V172L111 173H109L110 175H108V174H106V176L107 177H109L108 179H107V184L103 187L104 188V190L106 189V188H108V189H106V193L104 194L103 192V194L104 195H102V194H100L99 192V194H100V196L99 197H97V201H95V200H93V201H95L96 202V205H98L100 202V205H101V207H100V209H99V206H97V208H95L94 210H93V212H92V210H90V208L89 209H86V211L88 212V213H90V214H92V215H90V216H92V219H94V221L95 222H97V224H98V229H99V227H100V229H102L101 231H100V229L98 230L96 227H94V228H96L95 230L97 231V232H95V233H93L92 232V230L94 231V229H90V227H91V224L92 223H94V225H96L95 224V222L93 221V222H91V223H89L90 224V227H89V234L91 233V235H88L89 236V238H87L88 239V244L86 245V247H84L82 250H83V252H82V254L85 256V259H86V261H88V263L86 262V264H98L101 260H102V258H101V256H102V253L99 251L101 248H102V245L103 246H105L104 244H108V242H107V240H106V238L107 239H109V236L107 235V233H108V228H105V226H104V224H110L109 222H112L114 219H112V217L114 218V215H116V213H113V210L112 209H114V211L115 210H118V208H117V203H119L120 204V202L122 203V201H123V203L125 204V202H126V196H125V199H124V197L122 196V194L123 195H125L124 193H122L121 191H122V189H120L121 191V193L120 192H118L117 191V193H119V194H117V193H115L116 192V188H118L119 189V187L117 186L118 184L119 185H121V182H119V181H122L121 179H120V177H124L123 179H125V176H127V175H125V172L127 171L128 172V170H127V168H128V166H133V165H130V164H132L133 162H132V160H131V162L132 163H130V161H129V158L128 157H130L129 155H131V154H129ZM137 152H138V154H137ZM154 152V153H153ZM168 154H167V153ZM172 152V153H171ZM40 153H41V151H40ZM125 153V152H124ZM123 153V154H124ZM132 153V152H131ZM179 153V154H178ZM47 154H45V157H46V155ZM67 157V159H66V162H63V161H65L64 159H62V158H64L65 156ZM87 154V155H88ZM95 154H94V156H95ZM98 154V153H97ZM101 153H100V155H102ZM115 154V153H114ZM113 154V155H114ZM117 154V153H116ZM123 154H121L120 156H122ZM129 154V155H128ZM132 154V155H133ZM186 154V155H185ZM16 154L14 153V155L13 156H15ZM44 155V154H43ZM43 155H41V156H43ZM100 155H98L99 157H100ZM119 154H117V156H118ZM131 155V159L133 158V159H136L137 157H135V156H132ZM161 157H160V156ZM59 156H60V158H59ZM61 156H64V157H61ZM89 156V155H88ZM104 156V155H103ZM103 156H101L100 158L102 159V160H104V158H106V157H104L103 158ZM119 156V157H120ZM125 156V155H124ZM157 156V157H156ZM191 156V157H190ZM44 156H43V158L44 159H46ZM90 157V156H89ZM91 157H93V156H91ZM97 157V155L95 156V158ZM99 157H98V160L97 161H99ZM49 158V159H50ZM109 158V157H108ZM110 158H111V156H110ZM142 158V157H141ZM141 158L139 157V160H141ZM142 158V159H143ZM152 159V160H150V159ZM156 158V159H155ZM181 158V159H180ZM59 159H60V162H59ZM100 159V160H101ZM107 159V158H106ZM155 159V160H154ZM184 159V160H183ZM29 161H30V159H28ZM27 160V161H28ZM46 160H48V159H46ZM45 160V161H46ZM51 160V159H50ZM61 160H62V163H64L63 165H61L62 163H61ZM113 160V161H112ZM128 160V161H127ZM157 160V161H156ZM186 160V161H185ZM194 160V161H193ZM27 161H25L24 160V162H26L25 164H27ZM49 161V160H48ZM52 160L50 161V162H53ZM133 161H135V160H133ZM138 161V160H137ZM137 161L134 163V165H136V163H137ZM260 161V162H259ZM24 162H22L21 164H24ZM31 162H32V160H31ZM31 162H29L28 164H29V166H30V163ZM59 162V163H58ZM69 162H70V160H69ZM100 162V161H99ZM104 163H105V161H103ZM102 162V163H103ZM119 162V163H118ZM143 163L142 164V169H141V167H139L138 168V164L139 163ZM172 162V163H171ZM94 163V162H93ZM96 163V162H95ZM95 163L92 165V166H95ZM106 163V164H107ZM117 163V165H114V164H116ZM139 163H137V168L136 169H140V170H147L146 168L145 169H143V166H144V162L141 160V161H139ZM140 163V164H141ZM24 164V165H25ZM97 164H98V162H97ZM96 164V165H97ZM106 164H105V166H106ZM107 164V165H108ZM113 164V165H112ZM23 165V166H24ZM33 165L35 166H37L36 167V169L34 168V166L31 168V167H28L29 169H32L33 170V168H34V170L36 171V170H38V172H41L42 170H40L39 169V167H41V166H39V165H37V164H34L33 163ZM54 165V166H55ZM90 165V166H91ZM99 165H101V167L103 166L106 170H107V166L105 167L104 166V164H101V162H100V164ZM113 167L112 169H111V166ZM151 165V167H149ZM26 166V165H25ZM89 166V167H90ZM121 166V170L119 169V167ZM126 167L125 169H124V167ZM141 166V165H140ZM146 166H144V167H146ZM26 167V168H27ZM88 167V168H89ZM96 167V166H95ZM95 167H91V168H93L92 170H91V168L90 169H88L89 171L91 170L92 171V173H93V170L95 171L96 169H95ZM102 167V168H103ZM38 168V169H37ZM97 168H98V166H97ZM134 168H135V166H134ZM133 168V169H134ZM156 168V169H155ZM28 169V170H29ZM62 169H63V167H62ZM87 169L85 170L87 173H89L88 171H87ZM104 169V170H105ZM123 169V170H122ZM129 169V168H128ZM132 168H130V170H131ZM136 169H134V170H136ZM165 169V170H164ZM33 170V172L32 171H30V172H32V173H34L35 171ZM40 170V171H39ZM99 170V169H98ZM97 170V172L95 173V174H98V172L99 171H102L103 169H101V170H99L98 171ZM121 172H120V171ZM192 170V171H191ZM27 171V170H26ZM90 171V172H91ZM4 172H6V170L4 171ZM107 172H109V171H107ZM115 174H114V173ZM131 173H133L134 174V176H135V174L137 175V176H139L141 173H142V171H138L137 172V170H136V172L134 173V171H130ZM145 172H147V171H145ZM145 172H143V173H145ZM3 173V172H2ZM91 173V174H92ZM124 173V174H123ZM131 173H129V175L131 174ZM157 173V172H156ZM3 174H5V173H3ZM94 174V173H93ZM104 174H105V171H104ZM104 174L103 173H101L100 174V177L103 175L104 176ZM112 174V175H111ZM114 174V175H113ZM121 174H123L122 176H120ZM127 174V173H126ZM133 174H131L132 176H133ZM139 174V175H138ZM125 175V176H124ZM131 175H130V177H131ZM143 175V174H142ZM141 175V176H142ZM146 175H148L147 173H146ZM151 175L149 174V176L151 177ZM172 175V176H171ZM99 176V175H98ZM98 176H95V177H98ZM103 176L100 178H98V179H100L99 181H103V182H105V179H106V177H105V179L103 178ZM144 176V175H143ZM147 177V179H149L150 180V177ZM157 176V175H156ZM155 176V174H154V177L155 178H157V180H158V177H156ZM162 176V177H163ZM170 176H171V178H172V180H171V185H169V179H170ZM93 177H94V175H93ZM112 177H113V179H112ZM119 177V178H118ZM116 178H118V179H116ZM134 178V177H133ZM132 178V180H133V182H134V179ZM136 176H135V182L137 181L136 180ZM139 178V177H138ZM137 178V179H138ZM141 178V177H140ZM139 178V181H141V179ZM144 178V177H143ZM146 178V177H145ZM145 178H144V181L146 182H149L150 183V181L149 180H145ZM153 178V177H152ZM104 179V180H103ZM128 179H129V176H128ZM160 179V180H161ZM176 181H175V180ZM95 180H97V178L95 179V178H93V182L95 181ZM118 180V181H117ZM130 180V179H129ZM129 180H128V182H129ZM131 180V181H132ZM143 180V179H142ZM151 180H153V179H151ZM160 180L158 181V183H160ZM163 180H161V181H163ZM167 180V179H166ZM179 180H180V182H179ZM98 181V180H97ZM96 181V182H97ZM101 181V182H102ZM111 181V182H110ZM130 181V182H131ZM140 182V183H142V185L145 183V182ZM156 181V180H155ZM102 182V183H103ZM124 182V184H125V182H126V179H125V181H123ZM123 182H122V184H123ZM152 182V181H151ZM172 182H173V184H175V185H173L172 184ZM184 182V183H183ZM188 182V183H187ZM100 182H98V184H97V186L99 185L100 186V184H99ZM138 183V182H137ZM148 183V184H149ZM96 184H95V182H94V184H92L91 185V187L92 186H96ZM126 184H127V182H126ZM130 184V183H129ZM102 185V184H101ZM133 185H135V183L133 184ZM142 185H139V187L140 186H142ZM145 185V184H144ZM154 185V187H155V184H153L152 183V185L150 184L149 186H153ZM157 185V184H156ZM96 186V187H97ZM107 186V187H106ZM109 186V187H108ZM116 186V187H115ZM124 185H122V187H123ZM126 186V185H125ZM128 186L129 185H127L126 187L128 188ZM132 186V185H131ZM130 186V187H131ZM136 186L137 185H135V191H133V189H132V193L134 192V194L135 195H137V197H140V195L138 196V194H140L139 193V191H138V193H137V189H138V186H137V188H136ZM164 186V187H163ZM169 186H171V187H168ZM91 187H87V189L86 188H84V189H82V188H80V189H82V190H88V188H89V190H90V188ZM96 187H95V190H96ZM115 187V188H114ZM122 187H120V188H122ZM129 187V188H130ZM133 187V186H132ZM145 187V186H144ZM165 187H167V189L165 188ZM99 188H101L102 189V186H100ZM141 188V187H140ZM146 188L148 189L149 187H147V185H146ZM150 188H151V190H150ZM149 188V190H147V189H144V190H147V192H148V194L149 193H151L152 191H154V188L152 189V187H150ZM171 188V189H170ZM77 190V191H81L82 193H83V195H81V199H83L84 201H81L80 199V201H81V204H82V202L85 204V202L87 201L88 202V200H87V197L89 196V194H88V192H90L91 191V193H92V190H94V188L92 187L91 188V190L90 191H82V190ZM98 189V188H97ZM101 189H99V191L101 190ZM114 189V190H113ZM126 189V188H125ZM157 188H155V190H156ZM158 189V190H159ZM94 190V191H95ZM103 190V191H104ZM131 190V189H130ZM129 190V191H130ZM144 190H141V192L142 191H144ZM157 190V191H158ZM165 190V191H164ZM77 191H75L74 192V195L75 196H78V197H80L79 195H76L75 193H77V194H79V193H81V192H77ZM98 191V190H97ZM112 191V192H111ZM123 191H124V188H123ZM126 191H128V190H126ZM167 191H168V193H167ZM87 192V193H86ZM125 192V191H124ZM131 192V191H130ZM130 192H126V194L128 193H130ZM146 192V193H147ZM183 192V193H182ZM96 196H97V192L95 191V192H93ZM131 193V195L133 196L134 194H132ZM144 193H145V191H144ZM143 193V194H144ZM158 194H159V192H157ZM164 193H166V194H164ZM92 195V194H90V197H88V199H89V201L91 202L92 200H90L91 199V197H93L94 196V199H95V195ZM98 194V195H99ZM152 194H154V195H156L155 197L157 198V194H155V193H152ZM85 195H88V196H86V197H84ZM102 195V196H101ZM112 195V196H111ZM116 195H118L119 197H121V199L122 200H120L119 198H118V196H116ZM135 195L133 196L134 197V199H135ZM153 195V196H154ZM161 195V194H160ZM165 195V196H164ZM169 195V196H168ZM128 196V195H127ZM132 196H131V200H133L132 199ZM151 196V194L150 195H148V197L149 198H151L150 197ZM102 197H103V199H102ZM142 197H144V196H142ZM142 197H141V199H142ZM146 197H147V195H146ZM164 197H165V199H164ZM167 197H168V199H167ZM85 199H86V201H85ZM130 199V196H128V200ZM163 199V200H162ZM110 202H109V201ZM131 200H129V201H127L126 203L127 204H130L132 201ZM136 200L137 201H140V199L138 200V199H135V201L134 202H136ZM147 200V199H146ZM157 200V201H158ZM164 200H165V202H164ZM168 200V201H167ZM92 201V202H93ZM114 201V202H113ZM125 201V202H124ZM131 201V202H130ZM143 201V200H142ZM148 201V200H147ZM146 201V202H147ZM78 202V201H77ZM86 202V203H87ZM90 202H89V205L88 206H92V204H94L93 206L94 207H96L95 206V202H91V204H90ZM104 202V203H103ZM117 202V203H116ZM146 202H144V205L146 204V206L147 207H150ZM98 203V204H97ZM113 203V204H112ZM167 205H166V204ZM118 204V206H120ZM123 204V205H124ZM163 204H165L166 205V207L164 208V206H163ZM171 204V205H170ZM114 205H116V207L114 206ZM144 205L142 206V207H144ZM159 205H161V206H159ZM92 206V207H93ZM116 208H114V207ZM122 206V205H121ZM120 206V207H121ZM124 206H126V204L124 205ZM124 206H122V207H124ZM93 207V208H94ZM105 208V209H104ZM167 208H168V211L166 212V210H167ZM172 211H171V210ZM88 210H90V212L88 211ZM105 210V211H104ZM112 210V213L110 212ZM144 210H146V208H144ZM148 210H150L149 208H148ZM98 211H99V213H98ZM158 211V212H157ZM102 212H104V213H102ZM162 212V213H161ZM111 213V214H110ZM149 213H151V215L153 214V212L151 211V212H149ZM148 213V214H149ZM165 213V214H164ZM106 214H107V216H106ZM168 214V217L166 218L165 217V215H167ZM181 214V215H180ZM144 215V214H143ZM150 215V214H149ZM149 215H147V216H149ZM158 215V214H157ZM172 215V216H171ZM174 215V216H173ZM89 216V214H88V217L90 218V221L92 220L91 219V217ZM99 216V217H98ZM101 216H102V218H101ZM106 218H105V217ZM110 216H112L110 219H109V217ZM145 216V215H144ZM146 216V218L147 219H149L148 217ZM160 216H157V217H159L158 219H160ZM175 217V218H174ZM166 220H165V219ZM170 219V220H168L167 221V219ZM173 218V219H172ZM145 219V218H144ZM175 219H177V220H175ZM156 220V219H155ZM162 220H164V221H162ZM173 220V221H172ZM109 221V222H108ZM176 221V222H175ZM98 222H100V223H98ZM107 222V223H106ZM165 222V223H164ZM175 223V224H174ZM171 224V225H170ZM178 224V225H177ZM89 226V225H88ZM108 226V225H107ZM106 226V227H107ZM164 226H165V228H164ZM169 226V227H168ZM109 227V226H108ZM110 227H111V224H110ZM178 227V228H177ZM163 228V229H162ZM177 228V229H176ZM103 229L104 230H107L105 233L106 234H104V232H103ZM168 231V232H167ZM170 231V232H169ZM100 232V233H99ZM167 232V233H166ZM97 233V234H96ZM103 233V234H102ZM170 234V235H169ZM94 235V236H93ZM103 235H105L104 237H103ZM91 236V237H90ZM107 236V237H106ZM101 237H103V238H101ZM166 237V238H165ZM171 237H174L173 239L175 240V244H174V246H172L171 247V245H173V239L171 238ZM100 238L102 239V240H100ZM90 239H91V241H90ZM94 241H93V240ZM178 239V240H177ZM180 239V240H179ZM96 240H99V241H96ZM106 240V241H105ZM167 240H169V241H167ZM100 241H101V243H100ZM159 241V242H160ZM171 241V242H170ZM92 242V243H91ZM107 242V243H106ZM166 242H167V244H166ZM87 243V242H86ZM109 243H110V241H109ZM100 244H102L101 246H100ZM97 245V246H96ZM167 245V246H166ZM177 245V246H176ZM96 246V247H95ZM166 246V247H165ZM87 247H88V249H87ZM99 247H101V248H99ZM173 247H175L174 249L175 250H177L175 253H174V249H173ZM97 248V249H96ZM92 249V250H91ZM169 252H168V251ZM171 250H172V252H171ZM174 250V251H173ZM87 252V253H86ZM95 252V253H94ZM100 253V254H99ZM168 253H170L169 255H168ZM86 254V255H85ZM92 254V255H91ZM178 254V255H177ZM97 255V256H96ZM171 255H172V257H171ZM89 257V259H88V257ZM91 258V259H90ZM171 258V259H170ZM170 259V260H169ZM90 260V261H89ZM169 262H168V261ZM172 260V261H171ZM93 261V262H92ZM172 262H174V263H172ZM181 262V263H180Z\"/></svg>",
	"mask_w": 264,
	"mask_h": 264
}]
</instances>
